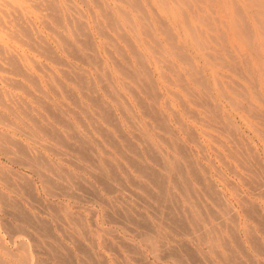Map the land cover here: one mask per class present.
I'll return each mask as SVG.
<instances>
[{"label": "rangeland", "instance_id": "rangeland-1", "mask_svg": "<svg viewBox=\"0 0 264 264\" xmlns=\"http://www.w3.org/2000/svg\"><path fill=\"white\" fill-rule=\"evenodd\" d=\"M0 1H3V2H0V8H6L5 9L6 12L2 11L0 14V17H1L0 19H3V21L0 20L1 21L0 22V28H3V29H0V45L2 44L1 45L2 48H0V50H2V52L0 51V57H1L0 63L2 64V65L0 64L2 66V68L0 67V89H1L0 90V100L1 99L2 100L0 101V103L3 104V105L0 104V112H1L0 113V140L2 141V143L0 141V238H1L0 241H2L1 245L4 246V247H2L0 245V264H43L44 262H45L44 264H58V263L59 264H99V263L100 264H128V263L129 264H163V263L164 264H231V263L232 264H242V263H244V264H264V247H263L264 246V202H263L264 201V187L262 188V185H264V179H263L264 178L263 177L264 176V126H263L264 125V121H263L264 120V42H263L264 41V34H263L264 33V31H263L264 30V15L263 14L264 13H262V12H264V0H237V1L236 0H222V2H221V0H217L218 2L216 0H205V1L204 0H200V1L196 0L197 2L195 0H190V1H193L192 4H194L193 6L191 4V8H190L191 2H188L187 3L188 6H186L187 4H186V2H184V0L183 1L182 0H180V1L179 0H170V1L169 0H150V1L149 0H136V2H135V0H128V1H126V0H102V1L101 0L100 1L99 0H87L86 2H84V0H57L58 2L55 0L57 2V4H59V5L56 4L57 6H54V4L56 3L54 0H53V2H55V3H52L51 0H42L41 1L42 3L40 1H37L38 6L40 5L39 7L35 6V4H37V3H36V1H33V0H31V1L25 0L24 2H23V0H22V2H21V0H19V2H18V0H15V1L14 0H8L10 2V4L8 3L7 0L6 1L0 0ZM105 1H107L108 3ZM163 1H165V2H163ZM166 1H167V4H166ZM176 1L181 6L183 5V7L180 8L179 4H177ZM39 2L41 4H39ZM128 2H130V4ZM131 2H134L135 5L132 4ZM212 2H215V3H212ZM1 3H3V4H1ZM21 3H23V5L25 4V7ZM27 3L29 5H27ZM105 3H107V5H105ZM139 3H140V5H139ZM141 3H143V4H141ZM196 3H197V5L199 3L200 4L198 6L197 5L195 6ZM218 3H219V5H218ZM4 4H5V6H4ZM31 4H33L34 6ZM45 4H47V6L50 5V7L54 6L55 9H56V7H58V8L56 9V11L54 8H52L53 10L51 9L52 10L51 11V10H49L50 8L47 7V10H46L45 9L46 6H44ZM16 5H18L20 7V9ZM62 5H63V7H62ZM118 5H119L121 10H119ZM217 5H218V7H217ZM21 6H23L24 8H22ZM173 6H174V8H173ZM40 7L45 9V12L47 13V14L45 13L46 15H44V13H43L44 9L41 10ZM10 8H13V9L11 10ZM27 8H29L30 11ZM73 8H74V10H73ZM154 8H156V9H154ZM171 8H173V10ZM179 8H180V10H179ZM59 9L61 10L62 13L60 12ZM106 9L109 11V13ZM174 9H177V10H174ZM234 9L235 10L237 9L236 12ZM239 9H241V10H239ZM191 10H194V11H191ZM9 11H11V12H9ZM50 11L53 12L54 14L53 13L51 14ZM57 11L60 12V13L58 12L60 15L57 14ZM195 11H196V13H195ZM216 11H217V13H216ZM12 12L14 13V15H12L13 14ZM20 12H22V13H20ZM28 12H30V13H28ZM35 12H37V13H35ZM81 12H84V13H81ZM110 12L112 13V15ZM27 13H28V15H27ZM128 13L130 14L129 16L131 18L128 16ZM202 13L204 15L206 14V16L210 15L209 18H208V16L207 17L205 16L203 19V17H201V16H204ZM225 13H227V15ZM1 15L3 16V18ZM6 15H8L11 19H9V17H7ZM57 15H59V16H57ZM66 15H68L69 18H68V16L65 17ZM13 16L16 18L19 17L18 18L19 21L16 18L14 19ZM51 16H53V18H49ZM111 16L113 19L111 18ZM4 17L7 20H9V22L8 21L5 22ZM20 17L24 22L20 21ZM33 17L35 19H33ZM43 17H44V19L48 20V21L45 20L47 22L46 26H45V23H43L45 21H43L41 23V21H42L41 18H43ZM127 17H129V19ZM142 17H144V18H142ZM145 17H146V19H145ZM60 18L62 19L61 22L59 21ZM107 18H108V20H107ZM155 18L157 20H155ZM28 19L29 20L31 19L33 24L31 22H29ZM51 19H53V20L51 21ZM56 19H58V20H56ZM80 19H82L81 20L82 22H80ZM145 20H147V21L149 20V21L147 22ZM160 20L162 21V23ZM110 21H112V22H110ZM119 21L121 24L119 23ZM163 21H165V22L163 23ZM17 22L18 23L20 22V23L18 24ZM26 22L29 25V26L26 25L27 28H25L26 26L25 27L22 26V25L27 24ZM62 22L65 24L64 27L62 25ZM260 22L263 23L262 26H261V24L259 25ZM130 23L131 24L133 23V24L129 25ZM141 23L143 24V26ZM159 23H161V24H159ZM165 23H167L166 24L167 26L165 25ZM1 24L2 25L5 24V26L2 27ZM70 24H72V25H70ZM162 24L165 26H163ZM33 25L35 27H33ZM59 25H62V26L60 27ZM69 25H70V27H69ZM128 25L132 26V27H129ZM134 25L136 28L133 27ZM16 26H18V27L21 26V27L18 28ZM149 26H151L152 29H151V27L149 28ZM190 26L192 28L194 26V28L196 30H194V28L193 29L190 28ZM15 27H16V29H15ZM119 27H121V29ZM240 27H242V28H240ZM250 27L251 28L253 27V28L251 29ZM13 28L15 30H13ZM34 28H36V29H34ZM65 28H66V30H65ZM82 28H84L87 32ZM134 28H135V30H133ZM161 28H162V30H161ZM9 29H12V30H9ZM53 29H54V31H53ZM144 29H145L146 33L148 32L147 34L145 33ZM245 29H246V31H245ZM253 29H254V31H253ZM148 30H150V31H148ZM9 31H11L12 35H11V33L10 34L7 33ZM20 31H21V33L22 32L23 33L21 34ZM26 31H29V33ZM35 31H36V33H35ZM81 31L84 34H82V33L80 34ZM153 31H155V32H153ZM193 31H195V32H193ZM252 31H253V33H251ZM13 32L14 33L18 32V35L16 33H15V35H17L16 37L19 39L13 37V35H14ZM126 32L128 33L129 36L127 35ZM174 32L177 35L174 34ZM38 33H39V36L41 38H39V36H37ZM155 33H156V35H155ZM192 33H195L196 36H194L195 34H192ZM29 34L32 35V38L36 39L37 42H36V40L31 39V36L29 37ZM57 34L59 36H61V34H62V36H61L62 38L59 37ZM152 34H153V36H152ZM2 35H4V36H2ZM42 35L44 37H42ZM117 35H119V36H117ZM120 35L122 36V38L120 37ZM10 36H12L13 38H11ZM65 36H67V37H65ZM75 36H77V37H75ZM127 36L129 37L128 39H127ZM63 37L65 38L66 41L64 40ZM20 38H21V40H20ZM67 38H68V40H67ZM71 38L74 40V42ZM76 38H78V39H76ZM145 38H147V39L145 40ZM158 39H159V42H157ZM44 40L46 41L45 45L48 47H46L44 45V43H45ZM69 40L71 42H69ZM78 40H79V42H78ZM115 41H117V42H115ZM131 41H134V42H132L134 44V46L130 43ZM255 41H256V43H258V45L262 41L261 45H259L260 47L255 43ZM67 42H69L71 44V47L73 49L70 47V44H68ZM72 42L75 44H73ZM160 42L162 43V45L160 44ZM22 43H24V44H22ZM38 43H39V45H37ZM114 43L115 44L117 43V44L115 45ZM149 43H151L152 45L151 44L149 45ZM172 43L174 45H172ZM175 43H176V45L181 43L183 46V47L181 46L182 49H179L180 48L179 45H178V48L176 49L175 47H177V46L175 45ZM12 44H14V45H12ZM76 44H77V46H76ZM41 45L43 48H40ZM58 45H59V47H58ZM84 46H86V47H84ZM162 46H163V48H162ZM33 47L36 50L31 49ZM44 47H46V49ZM152 47L155 48V50H153ZM5 48H6V51L4 50ZM115 48H116V50H115ZM137 48H139V49H137ZM165 48H166L167 52H165L166 50L165 51L163 50ZM78 49H80V50H78ZM82 49H84V51H82ZM124 49H125V51H124ZM256 49H258V50L256 51ZM40 50L42 52H40ZM137 50H138V52H136ZM261 50H262V52H261ZM88 51L91 54L88 53ZM140 51H142L141 53H143V54H141ZM154 51L156 53H154ZM11 52H13V53L11 54ZM113 52H114V54H113ZM134 52L137 53V55L134 54ZM244 52H246V53H244ZM247 52H249V53H247ZM94 53H95V55H94ZM173 53H175V54H173ZM182 53H183V55H182ZM186 53H188V54H186ZM227 53H228V55H227ZM79 54H82V55H79ZM138 55H140V56H138ZM217 55H219V56L217 57ZM2 56H4V57H2ZM5 56H8V57H5ZM10 56L11 57L14 56L11 58V60L13 58H14L13 60H15L14 62L12 60V62H11L12 64H9L10 59L8 60V58H10ZM80 56H81V58H80ZM141 56H142V59H141ZM185 56H187V58H185ZM135 57H137V58H135ZM164 57L165 58L167 57L168 60H167V58L165 59ZM180 57H182V58H180ZM93 58H95V59H93ZM3 60L7 63H5ZM113 60L116 61V63H114ZM124 60H126V61H124ZM158 60H161V61H158ZM162 60H164L165 63ZM15 62H17L19 65L15 64ZM119 63H120V65H119ZM127 63H129V64L127 65ZM130 63H132V64H130ZM146 63H148V64H146ZM234 63H235V65H234ZM13 64H14V66H13ZM11 65L15 69L14 68L11 69L12 68ZM46 65H48V66H46ZM3 66L4 67L7 66L8 68L7 67L4 68ZM19 66H20V68H19ZM44 66H46V67H44ZM230 66H232V67H230ZM17 68H19V71ZM120 68L122 70H124V68H125L126 70L122 71ZM166 68H168V69H166ZM141 69H142V71H141ZM145 69L147 70V72ZM240 69H242V70H240ZM179 71L181 73L183 72L182 73L183 75ZM43 72L47 75L43 74ZM62 73H64V74L62 75ZM90 73H91V75H90ZM22 74L24 76H21ZM203 74H206V75H203ZM113 75H114V78H112ZM7 76L11 77L9 79H11L10 80L11 82L14 81L13 84L12 83L9 84L10 81H8L9 79ZM120 76L122 78H120ZM196 76H198V77L196 78ZM91 77H92V79H91ZM106 77H107V79H106ZM53 78H55L56 80H54ZM82 78H84V79H82ZM198 78L200 80H197ZM111 79H113V80H111ZM107 80L110 82H108ZM144 80H146V81H144ZM153 80L154 81L156 80V82L154 83ZM7 81L9 83H7ZM82 82H84V83H82ZM135 82L137 83V85ZM145 82H146V84H145ZM151 82L153 84H151ZM251 82H252V84H251ZM127 84H128V86H126ZM255 85H256V87H255ZM82 86H84V87H82ZM181 86H182V88H181ZM252 86H254V87L252 88ZM70 87H72V88H70ZM167 87H169L171 92H170V90L167 89ZM29 88L32 91L31 90L29 91ZM82 88H84V89H82ZM200 88L202 90H204L205 93ZM145 89L147 91H145ZM189 90H190V93H189ZM82 91H84V92H82ZM96 91L99 93H97ZM225 92H226V94H225ZM115 93L117 94V96ZM145 93H147V94H145ZM175 94H177V95H175ZM92 95H94V96H92ZM77 96L79 99L77 98ZM121 96H123V97H121ZM137 96H138V98H137ZM149 96H150V98H149ZM174 96H176V97H174ZM115 97H117V98H115ZM119 97H121V98H119ZM196 97H198V98H196ZM207 97L209 98V100L207 99ZM89 98L91 99L90 101H89ZM113 98H115V100ZM155 98H156V100H155ZM190 98H192V99L190 100ZM194 98H196V99H194ZM38 99H39V102L37 101ZM158 99H159V102H158ZM197 99H200V100H197ZM210 99H212V100H210ZM82 100H84V101H82ZM135 100H137V103ZM192 100H193V102H192ZM4 101H5V103H4ZM165 101L166 102L168 101V102L166 103ZM212 102L213 103L218 102V105H216V104L213 105ZM103 103H105V104H103ZM168 103H169V105H168ZM207 103H209V104H207ZM210 104L213 105L212 106L213 108L214 107L217 108V106H218L219 110L214 108V110H217L216 112L218 114L213 109H211L212 107ZM102 107H103V109H102ZM220 107H222L221 110H220ZM21 108H24V109H21ZM112 108H113V110H112ZM20 109H21V111H20ZM97 109H98V111H97ZM160 109H162V110H160ZM189 109H190V112H189ZM210 109L213 110V112ZM59 110H60V112H59ZM130 110H132V111H130ZM184 110H186V111H184ZM23 111L26 114L23 113ZM102 111H104V112L102 113ZM193 111H194V114H193ZM89 112H91V114ZM186 112L188 115L186 114ZM211 112H212V114H211ZM214 112L220 116H216V114ZM220 112H221V114H219ZM122 113H123V115H122ZM207 113H209V114H207ZM1 115H3L2 119H1ZM17 115L19 118L17 117ZM103 115H105V116H103ZM148 115H149V117H148ZM196 115L198 117H196ZM208 115H209V117H208ZM42 116L44 118H42ZM160 117H163V118H160ZM180 117H181V119H180ZM215 117L216 118L221 117V119H223V123H222L223 125L219 124L220 122L217 123L221 119L218 118L219 120L216 121ZM225 117H226V119H224ZM229 117H231L233 120L229 119ZM259 117H261V118H259ZM66 118H67V120H66ZM129 118H130V120H129ZM200 118H202V119H200ZM212 118L213 119L215 118L214 120L216 122L215 121L213 122V120H211ZM227 118H228V120H227ZM62 119H63V121H62ZM175 119L178 121L176 122ZM197 119H198V121H197ZM207 119H208V121H207ZM45 120H46V122H45ZM133 120H134V122H133ZM162 120H163V122H162ZM226 120L227 121L230 120V122H227V123L225 122V123L228 124V126L231 123L232 125H234L232 127L233 128L235 127V129H230L231 125H230L229 129H225V128H228L227 125H226L227 127L223 128V126H225L224 121H226ZM129 121L131 122V124ZM202 121L204 122V124ZM212 122H213V124H212ZM221 122H222V120H221ZM97 123H98V125H97ZM154 123H156L157 125L156 124L154 125ZM205 123H207L208 125ZM214 123H215V125H214ZM234 123L235 124L237 123V124L235 125ZM133 124H135V125H133ZM161 124H165V125H161ZM11 125H13V127H16V129L12 128ZM19 125H20V127H19ZM28 125H29V127H28ZM220 125H222V126H220ZM155 126H157L158 128ZM104 127H106V128H104ZM18 128H20V129L18 130ZM27 128L28 129L30 128L31 130L29 129L27 131ZM54 129L56 132L54 131ZM168 129H169V131H168ZM170 129L172 132L170 131ZM224 129L227 130V132L229 130V132H228L229 137L227 136V134H226L227 132L224 131ZM217 130H219V131H217ZM230 130L232 131V133H230ZM33 131H34V133H33ZM221 131H222V133H221ZM234 131H236V133ZM132 132L134 135L132 134ZM224 132H226V133H224ZM3 133H5V134L2 135ZM107 133H108V135H107ZM137 134H138V136H137ZM230 134H232L231 137H230ZM32 136L35 140H33ZM195 136L197 139L198 138L199 139L197 140L195 138ZM235 136H237L238 138L237 137L234 138ZM3 137H5L6 139ZM7 137H9V138H7ZM160 137L162 139H160ZM164 137L166 138V141L163 140ZM219 137H221L222 139ZM227 137L230 141L227 139ZM10 138H12V139H10ZM175 138H176V140H175ZM234 139H237L238 143L240 145L238 143H236V140H234ZM36 140L39 142H37ZM86 141H88V142H86ZM152 141L153 142L155 141V142L152 143ZM199 141H200V143H199ZM232 141H234L235 143ZM241 141H242V144H241ZM14 143H16V144H14ZM98 143L100 146L98 145ZM175 143H177V144H175ZM249 143H251V144H249ZM70 144H71V146H70ZM133 144H134V146H133ZM182 144H184V146ZM180 145H182V146H180ZM125 146H127V147H125ZM213 146H214V148H213ZM88 147H89V149H88ZM93 147H94V149H93ZM170 147L173 148V150ZM226 147L230 150H228V149L225 150ZM19 148H20V150H19ZM84 148H85V150H84ZM128 148H131V149L129 150ZM159 148H161V149H159ZM187 148H189V149H187ZM199 148H201V149H199ZM146 149L147 150L150 149L149 153ZM231 149H232V152H231ZM240 149H242V150H240ZM58 150H60V151H58ZM163 150H165V152ZM237 150H238V152H237ZM251 150H252V152H251ZM123 151H125V152H123ZM203 151H205V152L203 153ZM242 151H243V153H242ZM17 152H20L21 154L17 153ZM92 152H94L95 155ZM135 152H136V154H135ZM158 152H159V154H158ZM227 152H228V154L230 152L233 153L234 157L231 156L232 154L228 155ZM70 153H72V155ZM108 153H110V154H108ZM139 153H141V154H139ZM168 153H169V155H168ZM206 153L209 155L207 156ZM223 153L225 156L223 155ZM204 154L206 157H203ZM150 155H152V156H150ZM164 155L167 158H165ZM12 156H14L15 158H13ZM21 156H22V158H21ZM23 156H24L25 160H24ZM160 156H161V158H160ZM18 157H20L21 159ZM193 157H194V159H193ZM221 157H222V159L224 158L223 160L225 161V163L221 159ZM30 158L31 159L33 158L32 160H34V159H36V160L32 161ZM79 158H80V160H79ZM234 158H236V160ZM260 158H261V161L263 163L260 161ZM19 159L22 160L23 163ZM174 159H175V162H174ZM176 159H178V160H176ZM90 160H91V162H90ZM193 160L196 162L194 163ZM241 160H243V161L241 162ZM247 160L249 161V163L251 165L248 163ZM37 161H39V162H37ZM74 161H76V162L74 163ZM164 161H165V163H164ZM188 161H189V163H188ZM60 162H61V164H60ZM177 162H179V164ZM40 163H42V164H40ZM146 163H147V165H146ZM160 163L163 165H161ZM187 163L190 166H187L186 165ZM226 163L228 166H226ZM242 163H244V164H242ZM151 164H153V165L151 166ZM230 164H232V165H230ZM50 165H52V166H50ZM123 165H124V167H123ZM49 166H50V168H49ZM229 166L232 168H230ZM38 167H39V172H38ZM42 167H43V170H42ZM90 167H91V169H88ZM177 167H178V169H177ZM205 167L207 168V170ZM33 168H35V169L33 170ZM105 168H106V170H105ZM260 168H262V169H260ZM71 169H73V170H71ZM232 169H235V170H232ZM254 169L256 170V172L253 171ZM54 170H55V172H54ZM69 170L73 173H71ZM189 170L193 171V172H190ZM117 171H119V172H117ZM257 171H260V172H257ZM252 172H254L255 175L259 174L260 177L258 175V178L255 177L257 180H254L255 178H254V174ZM76 173H77V175H76ZM199 173H200V176H199ZM236 173H238V174H236ZM141 174H143V175H141ZM248 174H252V178ZM261 174H263V175H261ZM238 175H239V177H238ZM39 177H42V178H39ZM150 177H152V178H150ZM181 177L183 180L181 179ZM205 177L207 178L206 180H205ZM225 177H227V178H225ZM139 178H141V179H139ZM190 178H191V180H190ZM241 178H244V179H241ZM260 178L263 180V182ZM246 179H248L247 180L248 182L246 181ZM204 180H205V182H204ZM208 180H210V181H208ZM132 181H133V183H132ZM140 181H142V182H140ZM166 181H168V182H166ZM181 181H183V182H181ZM260 181L263 184L259 183ZM224 182H226V184ZM255 182H256V184H255ZM121 183H122V185H121ZM123 183H125V185H123ZM227 183L230 186H228ZM74 184H75V187H74ZM85 184H87L88 187ZM207 184H209V185H207ZM63 185H64V188L62 187ZM89 185H91L92 187ZM164 185H166L167 187ZM256 185H258V186H256ZM259 185L261 188H259ZM46 186H47V188H46ZM139 186H141V187H139ZM180 186H182V187H180ZM207 186H209V187H207ZM212 186L215 188H213ZM238 186L240 187L239 189H238ZM251 186H252L253 191L251 189ZM146 187H147V189H146ZM70 188H71V190H70ZM82 188H84V189H82ZM156 188H158V189H156ZM163 188H165V189H163ZM74 189H76V190H74ZM205 189H207V190H205ZM200 191H201V193H200ZM209 191L211 194L209 193ZM215 192H216V194H215ZM237 192H240V194ZM70 193H72V194H70ZM82 193H84V194H82ZM85 194H86V196H85ZM164 194H166V195H164ZM191 194H192V196H191ZM257 194H259V195H257ZM84 196H85V198H84ZM216 196H218V197H216ZM245 196H246V198H245ZM71 197L76 198V199L74 200ZM224 197H226L227 199ZM243 199H246L250 204L246 200H243ZM82 200H84V201H82ZM105 200H107V201H105ZM194 200H196V201H194ZM155 201H157V202L155 203ZM238 201H240V202H238ZM193 202H194V204L192 206ZM195 202H196V204H195ZM254 202H255V204H254ZM229 203H231V204L229 205ZM237 203H239V204H237ZM246 203H248V204H246ZM153 204H155V205H153ZM242 204L246 205V206L244 205L245 208L242 206ZM60 205H63V206H60ZM149 205H151V206H149ZM248 205H249V207H248ZM196 206H197V208H196ZM176 207H178V208L176 209ZM259 207L261 208V212L259 210L260 209ZM167 208H168V210H167ZM110 209H112V211ZM177 210H179V211H177ZM131 211L133 212V214ZM196 212H197V214H196ZM82 213H84V214H82ZM32 214H33V216H32ZM143 215L145 217L146 216L147 217L143 218L144 217ZM175 215H176V217H175ZM250 216H252V217H250ZM127 217H129V218H127ZM111 218L113 219V221ZM190 218H191V220H187ZM223 218H224V220H223ZM35 219H37L38 221ZM107 219H108V221H107ZM160 220L162 221V223ZM128 222H129V224H128ZM199 222H200V225H199ZM82 223H84L85 225ZM136 224H137V226H136ZM206 224H209V225L207 226ZM145 225L146 226L148 225V226L145 227ZM180 226H181V228H180ZM183 226H184V228H183ZM232 226H234V227H232ZM82 227H84V228H82ZM123 227H125V228H123ZM207 228H209V229H207ZM216 228H218V229H216ZM129 229H131V230H129ZM198 229H199V231H198ZM137 232H138V234H137ZM154 232H155V234H154ZM186 232H189V233H186ZM218 232H220V233L218 234ZM141 233L144 235H140ZM146 233H148V234H146ZM198 234H200V235H198ZM204 234L207 236V238H205L206 236ZM231 235H232V237H231ZM258 235H260V236H258ZM211 236H212V238H210ZM196 237H197V240H196ZM172 238H174V239H172ZM214 238H215V241L213 242ZM216 238L218 239V241L216 240ZM131 239H133V240H131ZM154 239H156V241H154ZM175 239H177V240L175 241ZM93 240H95V241H93ZM104 240L106 241V243ZM152 241H154L156 243H154V242L151 243ZM206 241H207V243H206ZM216 241L219 243H216ZM165 243H166V245L164 246ZM262 243H263V245H262ZM104 244L105 245L107 244V245L105 246ZM153 244H156L155 246L157 247L156 248L157 251L154 250V252H156V253L152 252L153 249L151 248V246ZM157 244H158V246H157ZM168 244H169V246H168ZM243 244L245 246H243ZM78 246H79V248H78ZM112 247L115 250H112ZM243 247H244V249H243ZM127 248H128V250H126ZM135 248H136V251H135ZM137 249H138V251H137ZM229 249H230V251H229ZM218 252L220 255L218 254ZM117 254H119V255H117ZM223 254L225 257L222 256ZM218 255H219V257H218ZM227 255H228V257H227ZM22 257H24V259ZM124 257L125 258L127 257V258L124 259ZM232 257H233V259H232ZM236 257L239 261L236 259ZM222 260H224V261H222ZM63 261H64V263H63ZM72 261H73V263H72ZM212 261H213V263H212Z\"/></svg>", "mask_w": 264, "mask_h": 264}, {"label": "bare ground", "instance_id": "bare-ground-1", "mask_svg": "<svg viewBox=\"0 0 264 264\" xmlns=\"http://www.w3.org/2000/svg\"><path fill=\"white\" fill-rule=\"evenodd\" d=\"M5 1H6V0H5ZM7 1H8V0H7ZM14 1H15V0H14ZM24 1H25V0H23V2H24ZM30 1H31V0H30ZM33 1H36L37 4H35V6L39 7L40 5L38 6V2H37V1H40V2H41L42 0H33ZM54 1H55V0H54ZM56 1H57V0H56ZM56 1H55V2H56ZM86 1H87V0H84V2H86ZM99 1H100V0H99ZM101 1H102V0H101ZM126 1H128V0H126ZM149 1H150V0H149ZM169 1H170V0H169ZM179 1H180V0H179ZM182 1H183V0H182ZM195 1H196V0H195ZM199 1H200V0H199ZM204 1H205V0H204ZM216 1H217V0H216ZM236 1H237V0H236ZM0 2H3V1H0ZM18 2H19V0H18ZM21 2H22V0H21ZM28 2H29V1H28ZM40 2H39V4L42 3V2H41V3H40ZM45 2H46V1H45ZM51 2H52V3H55V2H53V0H51ZM57 2H58V1H57ZM57 2L54 4V6L59 5V4H57ZM92 2H93V1H92ZM94 2H95V1H94ZM105 2H107V1H105ZM135 2H136V0H135ZM137 2H138V1H137ZM140 2H141V1H140ZM147 2H148V1H147ZM163 2H165V1H163ZM176 2H177V1H176ZM184 2H186V4H187L188 2H191V3H190V8H191V4H192L193 1H190V0H188V1L186 0V1H185V0H184ZM196 2H197V1H196ZM217 2H218V1H217ZM221 2H222V0H221ZM6 3H7V2H6ZM8 3L10 4L9 1H8ZM15 3H16V2H15ZM30 3H31V2H30ZM34 3H35V2H34ZM34 3H33V4H34ZM73 3H74V2H73ZM97 3H98V2H97ZM102 3H103V2H102ZM107 3H108V2H107ZM107 3H105V5H107ZM128 3L130 4V2H128ZM131 3L135 5L134 2H131ZM206 3H207V2H206ZM212 3H215V2H212ZM238 3H239V2H238ZM1 4H3V3H1ZM16 4H17V3H16ZM21 4L23 5V3H21ZM33 4H31V5H33ZM56 4H57V5H56ZM95 4H96V3H95ZM141 4H143V3H141ZM166 4H167V1H166ZM177 4H179V3L177 2ZM181 4H182V3H181ZM183 4H184V3H183ZM199 4H200V3H199ZM199 4H198V5H199ZM208 4H209V3H208ZM27 5H29V4L27 3ZM87 5H88V4H87ZM101 5H102V4H101ZM134 5H133V6H134ZM139 5H140V3H139ZM193 5H194V4H192V6H193ZM196 5H197V3L195 4V6H196ZM198 5H197V6H198ZM218 5H219V3H218ZM218 5H217V7H218ZM250 5H251V4H250ZM4 6H5V4H4ZM10 6H11V5H10ZM16 6H18V5H16ZM23 6L25 7V4H24ZM23 6H21V7L24 8ZM33 6H34V5H33ZM44 6H46V7H45L46 10H47V7L50 8V9L48 8L49 10H51L52 8L55 9L54 6H53V7H50V5L47 6V4H45ZM51 6H52V5H51ZM67 6H68V5H67ZM99 6H100V5H99ZM116 6H117V5H116ZM171 6H172V5H171ZM179 6H180V8L183 7V5L181 6L180 4H179ZM179 6H178V7H179ZM186 6H188V4H187ZM186 6H185V7H186ZM204 6H205V5H204ZM223 6H224V5H223ZM252 6H253V5H252ZM11 7H12V6H11ZM29 7H30V6H29ZM59 7H60V6H59ZM62 7H63V5H62ZM62 7H61V8H62ZM68 7H69V6H68ZM72 7H73V6H72ZM101 7H102V6H101ZM101 7H100V8H101ZM105 7H106V6H105ZM108 7H109V6H108ZM118 7H119V5H118ZM134 7H135V6H134ZM178 7H177V8H178ZM208 7H209V6H208ZM221 7H222V6H221ZM253 7H254V6H253ZM18 8L20 9L19 6H18ZM35 8H36V7H35ZM40 8H41V7H40ZM57 8H58V7H56V9H57ZM61 8H60V9H61ZM113 8H114V7H113ZM113 8H112V9H113ZM168 8H169V7H168ZM173 8H174V6H173ZM173 8H171V9L173 10ZM180 8H179V10H180ZM199 8H200V7H199ZM240 8H241V7H240ZM2 9H3V10H2ZM5 9H6V8H0V10H1V11H0V14H1L2 11H5V12H6ZM10 9L12 10L13 8H10ZM10 9H9V10H10ZM27 9L29 10V8H27ZM42 9H44V8H41V10H42ZM45 9L43 10V11H44V12H43L44 15L47 14V13L45 12ZM56 9H55V11H56ZM60 9H59V10H60ZM138 9H139V8H138ZM145 9H146V8H145ZM145 9H144V10H145ZM154 9H156V8H154ZM188 9H189V8H188ZM200 9H201V8H200ZM217 9H218V8H217ZM223 9H224V8H223ZM52 10H53V9H52ZM52 10H51V11H52ZM73 10H74V8H73ZM78 10H79V9H78ZM106 10H107V9H106ZM110 10H111V9H110ZM119 10H121L120 7H119ZM174 10H177V9H174ZM181 10H182V9H181ZM195 10H196V9H195ZM204 10H205V9H204ZM213 10H214V9H213ZM218 10H219V9H218ZM226 10H227V9H226ZM234 10H235V9H234ZM236 10H237V9H236ZM236 10H235V12H236ZM239 10H241V9H239ZM14 11H15V10H14ZM14 11H13V12H14ZM29 11H30V10H29ZM34 11H35V10H34ZM51 11H50V13L52 14L53 12H51ZM107 11H108V10H107ZM156 11H157V10H156ZM185 11H186V10H185ZM191 11H194V10H191ZM224 11H225V10H224ZM9 12H11V11H9ZM13 12H12V13H13ZM47 12H48V11H47ZM58 12H59V11H57V14H59V13L61 12V10H60L59 13H58ZM102 12H103V11H102ZM205 12H206V11H205ZM207 12H208V11H207ZM218 12H219V11H218ZM3 13H4V12H3ZM20 13H22V12H20ZM28 13H30V12H28ZM28 13H27V15H28ZM35 13H37V12H35ZM35 13H34V14H35ZM45 13H46V14H45ZM48 13H49V12H48ZM61 13H62V12H61ZM66 13H67V12H66ZM81 13H84V12H81ZM108 13H109V11H108ZM110 13H111V12H110ZM154 13H155V12H154ZM180 13H181V12H180ZM193 13H194V12H193ZM195 13H196V11H195ZM203 13H204V12H203ZM203 13H202V14H203ZM216 13H217V11H216ZM227 13H228V12H227ZM227 13H225V14L227 15ZM262 13H264V12H262ZM32 14H33V13H32ZM53 14H54V13H53ZM92 14H93V13H92ZM102 14H103V13H102ZM123 14H124V13H123ZM136 14H137V13H136ZM254 14H255V13H254ZM12 15H14V13H13ZM25 15H26V14H25ZM29 15H30V14H29ZM59 15H60V14H59ZM59 15H57V16H59ZM79 15H80V14H79ZM79 15H78V16H79ZM111 15H112V13H111ZM129 15H130V14L128 13V16H129ZM187 15H188V14H187ZM203 15H204V14H203ZM223 15H224V14H223ZM256 15H257V14H256ZM263 15H264V14H263ZM1 16H2V15H1ZM6 16L9 17L8 15H6ZM21 16H22V15H21ZM31 16H32V15H31ZM38 16H39V15H38ZM67 16H68V15H66L65 17H67ZM140 16H141V15H140ZM142 16H143V15H142ZM200 16H201V15H200ZM205 16H206V14H205L204 16H201V17H203V19H204ZM207 16H208V15H207ZM207 16H206V17H207ZM209 16H210V15H209ZM209 16H208V18H209ZM254 16H255V15H254ZM13 17H14V16H13ZM23 17H24V16H23ZM26 17H27V16H26ZM60 17H61V16H60ZM74 17H75V16H74ZM86 17H87V16H86ZM108 17H109V16H108ZM129 17H130V16H129ZM129 17H127V18L129 19ZM146 17H147V16H146ZM146 17H145V19H146ZM159 17H160V16H159ZM175 17H176V16H175ZM197 17H198V16H197ZM216 17H217V16H216ZM228 17H229V16H228ZM234 17H235V16H234ZM0 18H1V17H0ZM2 18H3V16H2ZM15 18H16V17H14V19H15ZM18 18H19V17H17L16 19L19 21ZM27 18H28V17H27ZM31 18H32V17H31ZM49 18H53V16H51V17H49ZM68 18H69V16H68ZM92 18H93V17H92ZM111 18H112V16H111ZM130 18H131V17H130ZM142 18H144V17H142ZM157 18H158V17H157ZM161 18H162V17H161ZM164 18H165V17H164ZM169 18H170V17H169ZM218 18H219V17H218ZM243 18H244V17H243ZM4 19H5V22H6V21L9 22V20H7L5 17H4ZM9 19H11V18L9 17ZM12 19H13V18H12ZM33 19H35V18L33 17ZM36 19H37V18H36ZM41 19H42L41 23H42L43 21L47 20V19H44V17L41 18ZM58 19H59V18H58ZM58 19H56V20H58ZM74 19H75V18H74ZM86 19H87V18H86ZM109 19H110V18H109ZM112 19H113V18H112ZM112 19H111V20H112ZM172 19H173V18H172ZM172 19H171V20H172ZM184 19H185V18H184ZM241 19H242V18H241ZM254 19H255V18H254ZM0 20L3 21V19H0ZM28 20H29V19H28ZM52 20H53V19H51V21H52ZM61 20H62V19L60 18L59 21L61 22ZM67 20H68V19H67ZM81 20H82V19H80V22H82ZM95 20H96V19H95ZM107 20H108V18H107ZM114 20H115V19H114ZM155 20H157V19L155 18ZM173 20H174V19H173ZM173 20H172V21H173ZM199 20H200V19H199ZM235 20H236V19H235ZM235 20H234V21H235ZM237 20H238V19H237ZM244 20H245V19H244ZM20 21H23V20L21 19V17H20ZM33 21H34V20H33ZM39 21H40V20H39ZM47 21H48V20H47ZM74 21H75V20H74ZM125 21H126V20H125ZM128 21H129V20H128ZM145 21H147V20H145ZM148 21H149V20H148ZM148 21H147V22H148ZM160 21H161V20H160ZM160 21H159V22H160ZM188 21H189V20H188ZM204 21H205V20H204ZM227 21H228V20H227ZM256 21H257V20H256ZM0 22H1V21H0ZM5 22H4V23H5ZM14 22H15V21H14ZM23 22H24V21H23ZM23 22H22V23H23ZM29 22L32 23L31 19L29 20ZM60 22H59V23H60ZM68 22H69V21H68ZM80 22H79V23H80ZM85 22H86V21H85ZM110 22H112V21H110ZM147 22H146V23H147ZM150 22H151V21H150ZM150 22H149V23H150ZM164 22H165V21H163V23H164ZM2 23H3V22H2ZM17 23H18V22H17ZM19 23H20V22H19ZM19 23H18V24H19ZM22 23H21V24H22ZM26 23H27V22H26ZM43 23H45V26H46V23H47V22L45 21V22H43ZM48 23H49V22H48ZM53 23H54V22H53ZM86 23H87V22H86ZM119 23H120V21H119ZM119 23H118V24H119ZM161 23H162V21H161ZM161 23H159V24H161ZM200 23H201V22H200ZM237 23H238V22H237ZM5 24H6V23H5ZM5 24H3V25L1 24L2 27L5 26ZM10 24H11V23H10ZM18 24H17V25H18ZM32 24H33V23H32ZM68 24H69V23H68ZM84 24H85V23H84ZM100 24H101V23H100ZM107 24H108V23H107ZM120 24H121V23H120ZM132 24H133V23H132ZM132 24L130 23L129 25H132ZM141 24H142V23H141ZM166 24H167V23H165V25H166ZM245 24H246V23H245ZM250 24H251V23H250ZM260 24H261V26L263 25V23H261V22L259 23V25H260ZM26 25L29 26L28 23L25 24V25H22V26L25 27ZM43 25H44V24H43ZM47 25H48V24H47ZM49 25H50V24H49ZM57 25H58V24H57ZM62 25H63V27H64L65 24L62 22ZM62 25H59V26L61 27ZM70 25H72V24H70ZM70 25H69V27H70ZM79 25H80V24H79ZM85 25H86V24H85ZM112 25H113V24H112ZM129 25H128V26H129ZM147 25H148V24H147ZM150 25H151V24H150ZM162 25H163V24H162ZM165 25H163V26H165ZM168 25H169V24H168ZM198 25H199V24H198ZM211 25H212V24H211ZM239 25H240V24H239ZM243 25H244V24H243ZM6 26H7V25H6ZM27 26H26L25 28H27ZM119 26H120V25H119ZM142 26H143V24H142ZM166 26H167V25H166ZM170 26H171V25H170ZM177 26H178V25H177ZM247 26H248V25H247ZM257 26H258V25H257ZM16 27H18V26H16ZM16 27H15V29H16ZM20 27H21V26H20ZM20 27H18V28H20ZM33 27H35V26L33 25ZM49 27H50V26H49ZM75 27H76V26H75ZM81 27H82V26H81ZM88 27H89V26H88ZM99 27H100V26H99ZM129 27H132V26H129ZM133 27H135V25H134ZM150 27H151V26H149V28H150ZM158 27H159V26H158ZM185 27H186V26H185ZM199 27H200V26H199ZM225 27H226V26H225ZM7 28H8V27H7ZM9 28H10V27H9ZM50 28H51V27H50ZM56 28H57V27H56ZM86 28H87V27H86ZM112 28H113V27H112ZM119 28L121 29V27H119ZM135 28H136V27H135ZM135 28H134L133 30H135ZM144 28H145V27H144ZM146 28H147V27H146ZM149 28H148V29H149ZM166 28H167V27H166ZM171 28H172V27H171ZM183 28H184V27H183ZM190 28H192V27L190 26ZM193 28H194V26H193ZM193 28H192V29H193ZM209 28H210V27H209ZM240 28H242V27H240ZM247 28H248V27H247ZM250 28H251V27H250ZM252 28H253V27H252ZM252 28H251V29H252ZM0 29H3V28H0ZM15 29L13 28V30H15ZM34 29H36V28H34ZM51 29H52V28H51ZM78 29H79V28H78ZM82 29H84V28H82ZM114 29H115V28H114ZM114 29H113V30H114ZM116 29H117V28H116ZM131 29H132V28H131ZM151 29H152V27H151ZM248 29H249V28H248ZM251 29H250V30H251ZM9 30H12V29H9ZM21 30H22V29H21ZM65 30H66V28H65ZM70 30H71V29H70ZM79 30H80V29H79ZM84 30H85V29H84ZM122 30H123V29H122ZM133 30H132V31H133ZM136 30H137V29H136ZM153 30H154V29H153ZM161 30H162V28H161ZM168 30H169V29H168ZM194 30H196V29L194 28ZM198 30H199V29H198ZM256 30H257V29H256ZM3 31H4V30H3ZM5 31H6V30H5ZM23 31H24V30H23ZM53 31H54V29H53ZM85 31H86V30H85ZM89 31H90V30H89ZM125 31H126V30H125ZM144 31H145V29H144ZM148 31H150V30H148ZM171 31H172V30H171ZM232 31H233V30H232ZM245 31H246V29H245ZM253 31H254V29H253ZM253 31H252L251 33H253ZM261 31H262V30H261ZM263 31H264V30H263ZM26 32L29 33V31H26ZM31 32H32V31H31ZM39 32H40V31H39ZM86 32H87V31H86ZM114 32H115V31H114ZM134 32H135V31H134ZM153 32H155V31H153ZM167 32H168V31H167ZM193 32H195V31H193ZM224 32H225V31H224ZM7 33L10 34L11 31H9V32H7ZM15 33L18 35V32H15ZM15 33L13 32L14 35H15ZM20 33H21V31H20ZM22 33H23V32H22ZM22 33H21V34H22ZM35 33H36V31H35ZM53 33H54V32H53ZM81 33H82V31L80 32V34H81ZM116 33H117V32H116ZM126 33H127V32H126ZM135 33H136V32H135ZM145 33H146V31H145ZM147 33H148V32H147ZM147 33H146V34H147ZM151 33H152V32H151ZM170 33H171V32H170ZM248 33H249V32H248ZM5 34H6V33H5ZM30 34H31V33H30ZM30 34H29V37L31 36V39H33V38H32V35H30ZM55 34H56V33H55ZM58 34H59V33H58ZM58 34H57V35H58ZM82 34H84V33H82ZM101 34H102V33H101ZM109 34H110V33H109ZM136 34H137V33H136ZM172 34H173V33H172ZM174 34H176V33L174 32ZM192 34H195V33H192ZM263 34H264V33H263ZM11 35H12V33H11ZM14 35H13V37L17 38V37H16L17 35H15V36H14ZM23 35H24V34H23ZM40 35H41V34H40ZM77 35H78V34H77ZM89 35H90V34H89ZM122 35H123V34H122ZM127 35H128V33H127ZM155 35H156V33H155ZM176 35H177V34H176ZM204 35H205V34H204ZM2 36H4V35H2ZM7 36H8V35H7ZM24 36H25V35H24ZM27 36H28V35H27ZM37 36H39V33H38ZM58 36H59V35H58ZM61 36H62V34H61ZM61 36H59V37H61ZM63 36H64V35H63ZM73 36H74V35H73ZM110 36H111V35H110ZM117 36H119V35H117ZM123 36H124V35H123ZM128 36H129V35H128ZM128 36H127V39L129 38ZM152 36H153V34H152ZM165 36H166V35H165ZM167 36H168V35H167ZM194 36H196V34H195ZM201 36H202V35H201ZM209 36H210V35H209ZM219 36H220V35H219ZM10 37L13 38L12 36H10ZM25 37H26V36H25ZM29 37H28V38H29ZM42 37H44V36L42 35ZM65 37H67V36H65ZM75 37H77V36H75ZM120 37L122 38L121 35H120ZM172 37H173V36H172ZM204 37H205V36H204ZM220 37H221V36H220ZM11 38H10V39H11ZM39 38H41V37L39 36ZM53 38H54V37H53ZM61 38H62V37H61ZM63 38H64V37H63ZM86 38H87V37H86ZM125 38H126V37H125ZM136 38H137V37H136ZM143 38H144V37H143ZM150 38H151V37H150ZM158 38H159V37H158ZM173 38H174V37H173ZM258 38H259V37H258ZM17 39H19V38H17ZM22 39H23V38H22ZM29 39H30V38H29ZM44 39H45V38H44ZM71 39H72V38H71ZM76 39H78V38H76ZM84 39H85V38H84ZM89 39H90V38H89ZM137 39H138V38H137ZM146 39H147V38H145V40H146ZM175 39H176V38H175ZM3 40H4V39H3ZM7 40H8V39H7ZM20 40H21V38H20ZM24 40H25V39H24ZM33 40H36V39H33ZM45 40H46V39H45ZM45 40H44V41H45ZM54 40H55V39H54ZM62 40H63V39H62ZM64 40H65V38H64ZM67 40H68V38H67ZM72 40H73V39H72ZM124 40H125V39H124ZM130 40H131V39H130ZM199 40H200V39H199ZM233 40H234V39H233ZM258 40H259V39H258ZM4 41H5V40H4ZM9 41H10V40H9ZM44 41H43V42H44ZM65 41H66V40H65ZM200 41H201V40H200ZM218 41H219V40H218ZM236 41H237V40H236ZM13 42H14V41H13ZM15 42H16V41H15ZM24 42H25V41H24ZM28 42H29V41H28ZM32 42H33V41H32ZM34 42H35V41H34ZM36 42H37V40H36ZM36 42H35V43H36ZM69 42H71V41L69 40ZM69 42H67V43L70 44ZM73 42H74V40H73ZM73 42H72V43H73ZM78 42H79V40H78ZM102 42H103V41H102ZM115 42H117V41H115ZM132 42H134V41H131V42H130V43L134 46V44H133ZM157 42H159V39H158ZM157 42H156V43H157ZM263 42H264V41H263ZM26 43H27V42H26ZM26 43H25V44H26ZM63 43H64V42H63ZM65 43H66V42H65ZM154 43H155V42H154ZM248 43H249V42H248ZM255 43H256V41H255ZM261 43H262V41H261ZM261 43H259V45H261ZM9 44H10V43H9ZM15 44H16V43H15ZM22 44H24V43H22ZM40 44H41V43H40ZM45 44H46V41H45L44 45H45ZM73 44H75V43H73ZM73 44H72V45H73ZM114 44H115V43H114ZM116 44H117V43H116ZM116 44H115V45H116ZM150 44H151V43H149V45H150ZM160 44L162 45L161 42H160ZM180 44H181V43H180ZM180 44H178L179 47H180L179 49H182L183 46H182V44H181V45H180ZM249 44H250V43H249ZM256 44L258 45V43H256ZM1 45H2V44H1ZM1 45H0V48H2ZM12 45H14V44H12ZM37 45H39V43H38ZM37 45H36V46H37ZM56 45H57V44H56ZM120 45H121V44H120ZM120 45H119V46H120ZM127 45H128V44H127ZM151 45H152V44H151ZM172 45H174V44L172 43ZM175 45H176V43H175ZM178 45H176V46H177V47H175L176 49L178 48ZM259 45H258V46H259ZM262 45H263V44H262ZM10 46H11V45H10ZM29 46H30V45H29ZM36 46H35V47H36ZM45 46H46V45H45ZM76 46H77V44H76ZM112 46H113V45H112ZM135 46H136V45H135ZM153 46H154V45H153ZM181 46H182V47H181ZM201 46H202V45H201ZM236 46H237V45H236ZM4 47H5V46H4ZM4 47H3V48H4ZM38 47H39V46H38ZM38 47H37V48H38ZM46 47H48V46H46ZM46 47H44V48L46 49ZM58 47H59V45H58ZM62 47H63V46H62ZM70 47H71V44H70ZM84 47H86V46H84ZM121 47H122V46H121ZM136 47H137V46H136ZM155 47H156V46H155ZM254 47H255V46H254ZM259 47H260V46H259ZM259 47H258V48H259ZM28 48H29V47H28ZM40 48H43L42 45H41ZM71 48H72V47H71ZM71 48H70V49H71ZM74 48H75V47H74ZM76 48H77V47H76ZM80 48H81V47H80ZM95 48H96V47H95ZM133 48H134V47H133ZM133 48H132V49H133ZM152 48H153V47H152ZM162 48H163V46H162ZM217 48H218V47H217ZM217 48H216V49H217ZM239 48H240V47H239ZM11 49H12V48H11ZM31 49H35V48L33 47V48H31ZM38 49H39V48H38ZM72 49H73V48H72ZM128 49H129V48H128ZM135 49H136V48H135ZM137 49H139V48H137ZM157 49H158V48H157ZM4 50L6 51V48H5ZM15 50H16V49H15ZM35 50H36V49H35ZM78 50H80V49H78ZM86 50H87V49H86ZM96 50H97V49H96ZM111 50H112V49H111ZM115 50H116V48H115ZM117 50H118V49H117ZM133 50H134V49H133ZM153 50H155V48H153ZM163 50L165 51L166 48L163 49ZM239 50H240V49H239ZM239 50H238V51H239ZM254 50H255V49H254ZM257 50H258V49H256V51H257ZM0 51L2 52V50H0ZM54 51H55V50H54ZM65 51H66V50H65ZM82 51H84V49H82ZM120 51H121V50H120ZM124 51H125V49H124ZM174 51H175V50H174ZM179 51H180V50H179ZM182 51H183V50H182ZM205 51H206V50H205ZM245 51H246V50H245ZM256 51H255V52H256ZM40 52H42V51L40 50ZM71 52H72V51H71ZM95 52H96V51H95ZM136 52H138V50H137ZM141 52H142V51H140V53H141ZM152 52H153V51H152ZM165 52H167V50H166ZM171 52H172V51H171ZM187 52H188V51H187ZM258 52H259V51H258ZM261 52H262V50H261ZM12 53H13V52H11V54H12ZM49 53H50V52H49ZM86 53H87V52H86ZM88 53H90V52L88 51ZM96 53H97V52H96ZM154 53H156V52L154 51ZM179 53H180V52H179ZM183 53H184V52H183ZM183 53H182V55H183ZM244 53H246V52H244ZM247 53H249V52H247ZM8 54H9V53H8ZM90 54H91V53H90ZM113 54H114V52H113ZM117 54H118V53H117ZM132 54H133V53H132ZM134 54L137 55V53H135V52H134ZM134 54H133V55H134ZM141 54H143V53H141ZM152 54H153V53H152ZM173 54H175V53H173ZM186 54H188V53H186ZM207 54H208V53H207ZM9 55H10V54H9ZM9 55H8V56H9ZM19 55H20V54H19ZM69 55H70V54H69ZM72 55H73V54H72ZM79 55H82V54H79ZM94 55H95V53H94ZM120 55H121V54H120ZM208 55H209V54H208ZM222 55H223V54H222ZM227 55H228V53H227ZM260 55H261V54H260ZM8 56H5V57H8ZM58 56H59V55H58ZM70 56H71V55H70ZM85 56H86V55H85ZM85 56H84V57H85ZM88 56H89V55H88ZM138 56H140V55H138ZM143 56H144V55H143ZM164 56H165V55H164ZM218 56H219V55H217V57H218ZM258 56H259V55H258ZM261 56H262V55H261ZM2 57H4V56H2ZM12 57H14V56H12ZM12 57L10 56V58H8V60L10 59V60H9V61H10L9 64H12L11 62H12V60L14 59V58H13V59L11 60ZM28 57H29V56H28ZM72 57H73V56H72ZM121 57H122V56H121ZM16 58H17V57H16ZM49 58H50V57H49ZM55 58H56V57H55ZM80 58H81V56H80ZM87 58H88V57H87ZM135 58H137V57H135ZM139 58H140V57H139ZM144 58H145V57H144ZM155 58H156V57H155ZM164 58H165V57H164ZM166 58H167V57H166ZM166 58H165V59H166ZM178 58H179V57H178ZM180 58H182V57H180ZM185 58H187V56H185ZM211 58H212V57H211ZM214 58H215V57H214ZM0 59H1V57H0ZM93 59H95V58H93ZM126 59H127V58H126ZM141 59H142V56H141ZM146 59H147V58H146ZM146 59H145V60H146ZM158 59H159V58H158ZM188 59H189V58H188ZM6 60H7V59H6ZM33 60H34V59H33ZM52 60H53V59H52ZM61 60H62V59H61ZM77 60H78V59H77ZM88 60H89V59H88ZM98 60H99V59H98ZM131 60H132V59H131ZM145 60H144V61H145ZM167 60H168V58H167ZM181 60H182V59H181ZM191 60H192V59H191ZM246 60H247V59H246ZM3 61H4V60H3ZM14 61H15V60H13V62H14ZM17 61H18V60H17ZM95 61H96V60H95ZM101 61H102V60H101ZM113 61H114V60H113ZM121 61H122V60H121ZM124 61H126V60H124ZM139 61H140V60H139ZM158 61H161V60H158ZM162 61L164 62V60H162ZM183 61H184V60H183ZM188 61H189V60H188ZM227 61H228V60H227ZM236 61H237V60H236ZM4 62H5V61H4ZM81 62H82V61H81ZM87 62H88V61H87ZM93 62H94V61H93ZM168 62H169V61H168ZM168 62H167V63H168ZM186 62H187V61H186ZM220 62H221V61H220ZM225 62H226V61H225ZM229 62H230V61H229ZM233 62H234V61H233ZM237 62H238V61H237ZM246 62H247V61H246ZM5 63H7V62H5ZM19 63H20V62H19ZM62 63H63V62H62ZM88 63H89V62H88ZM114 63H116V61H114ZM120 63H121V62H120ZM120 63H119V65H120ZM139 63H140V62H139ZM164 63H165V62H164ZM167 63H166V64H167ZM194 63H195V62H194ZM0 64H1V63H0ZM15 64L19 65L17 62H15ZM23 64H24V63H23ZM63 64H64V63H63ZM117 64H118V63H117ZM122 64H123V63H122ZM128 64H129V63H127V65H128ZM130 64H132V63H130ZM146 64H148V63H146ZM162 64H163V63H162ZM168 64H169V63H168ZM174 64H175V63H174ZM174 64H173V65H174ZM227 64H228V63H227ZM236 64H237V63H236ZM1 65H2V64H1ZM1 65H0V67L2 68ZM36 65H37V64H36ZM68 65H69V64H68ZM74 65H75V64H74ZM93 65H94V64H93ZM105 65H106V64H105ZM119 65H118V66H119ZM127 65H126V66H127ZM144 65H145V64H144ZM163 65H164V64H163ZM171 65H172V64H171ZM234 65H235V63H234ZM13 66H14V64H13ZM13 66L11 65V67H12L11 69L14 68ZM20 66H21V65H20ZM20 66H19V68H20ZM25 66H26V65H25ZM46 66H48V65H46ZM46 66H44V67H46ZM75 66H76V65H75ZM121 66H122V65H121ZM3 67H4V66H3ZM5 67H7V66H5ZM5 67H4V68H5ZM93 67H94V66H93ZM95 67H96V66H95ZM132 67H133V66H132ZM145 67H146V66H145ZM145 67H144V68H145ZM190 67H191V66H190ZM195 67H196V66H195ZM195 67H194V68H195ZM230 67H232V66H230ZM233 67H234V66H233ZM240 67H241V66H240ZM261 67H262V66H261ZM7 68H8V67H7ZM19 68H17L18 71H19ZM21 68H22V67H21ZM47 68H48V67H47ZM127 68H128V67H127ZM135 68H136V67H135ZM14 69H15V68H14ZM70 69H71V68H70ZM120 69H121V68H120ZM130 69H131V68H130ZM136 69H137V68H136ZM166 69H168V68H166ZM2 70H3V69H2ZM7 70H8V69H7ZM121 70H122V69H121ZM124 70H126V69L124 68ZM124 70H122V71H124ZM133 70H134V69H133ZM133 70H132V71H133ZM145 70H146V69H145ZM145 70H144V71H145ZM159 70H160V69H159ZM169 70H170V69H169ZM177 70H178V69H177ZM195 70H196V69H195ZM199 70H200V69H199ZM199 70H198V71H199ZM201 70H202V69H201ZM232 70H233V69H232ZM240 70H242V69H240ZM13 71H14V70H13ZM13 71H12V72H13ZM15 71H16V70H15ZM29 71H30V70H29ZM75 71H76V70H75ZM136 71H137V70H136ZM138 71H139V70H138ZM141 71H142V69H141ZM149 71H150V70H149ZM186 71H187V70H186ZM198 71H197V72H198ZM20 72H21V71H20ZM22 72H23V71H22ZM53 72H54V71H53ZM66 72H67V71H66ZM72 72H73V71H72ZM78 72H79V71H78ZM109 72H110V71H109ZM139 72H140V71H139ZM139 72H138V73H139ZM146 72H147V70H146ZM150 72H151V71H150ZM166 72H167V71H166ZM179 72H180V71H179ZM239 72H240V71H239ZM242 72H243V71H242ZM13 73H14V72H13ZM142 73H143V72H142ZM162 73H163V72H162ZM173 73H174V72H173ZM177 73H178V72H177ZM180 73H181V72H180ZM182 73H183V72H182ZM182 73H181V74H182ZM188 73H189V72H188ZM203 73H204V72H203ZM33 74H34V73H33ZM43 74H45V73L43 72ZM63 74H64V73H62V75H63ZM69 74H70V73H69ZM74 74H75V73H74ZM134 74H135V73H134ZM147 74H148V73H147ZM166 74H167V73H166ZM196 74H197V73H196ZM26 75H27V74H26ZM26 75H25V76H26ZM45 75H47V74H45ZM77 75H78V74H77ZM90 75H91V73H90ZM163 75H164V74H163ZM174 75H175V74H174ZM176 75H177V74H176ZM182 75H183V74H182ZM203 75H206V74H203ZM246 75H247V74H246ZM21 76H24V75L22 74ZM75 76H76V75H75ZM98 76H99V75H98ZM138 76H139V75H138ZM240 76H241V75H240ZM254 76H255V75H254ZM7 77H8V79L11 78V77H9V76H7ZM46 77H47V76H46ZM57 77H58V76H57ZM89 77H90V76H89ZM142 77H143V76H142ZM147 77H148V76H147ZM177 77H178V76H177ZM181 77H182V76H181ZM197 77H198V76H196V78H197ZM199 77H200V76H199ZM25 78H26V77H25ZM27 78H28V77H27ZM32 78H33V77H32ZM55 78H56V77H55ZM55 78H53V79L56 80ZM70 78H71V77H70ZM103 78H104V77H103ZM112 78H114V75H113ZM120 78H122V77L120 76ZM130 78H131V77H130ZM135 78H136V77H135ZM153 78H154V77H153ZM164 78H165V77H164ZM167 78H168V77H167ZM190 78H191V77H190ZM232 78H233V77H232ZM249 78H250V77H249ZM34 79H35V78H34ZM34 79H33V80H34ZM71 79H72V78H71ZM82 79H84V78H82ZM91 79H92V77H91ZM106 79H107V77H106ZM131 79H132V78H131ZM180 79H181V78H180ZM193 79H194V78H193ZM254 79H255V78H254ZM10 80H11V79H9L8 81H10ZM50 80H51V79H50ZM61 80H62V79H61ZM94 80H95V79H94ZM111 80H113V79H111ZM114 80H115V79H114ZM122 80H123V79H122ZM134 80H135V79H134ZM151 80H152V79H151ZM166 80H167V79H166ZM177 80H178V79H177ZM183 80H184V79H183ZM197 80H200V79L198 78ZM4 81H5V80H4ZM8 81H7V83H9ZM70 81H71V80H70ZM107 81H108V80H107ZM144 81H146V80H144ZM149 81H150V80H149ZM171 81H172V80H171ZM193 81H194V80H193ZM204 81H205V80H204ZM19 82H20V81H19ZM32 82H33V81H32ZM36 82H37V81H36ZM62 82H63V81H62ZM103 82H104V81H103ZM108 82H110V81H108ZM126 82H127V81H126ZM126 82H125V83H126ZM140 82H141V81H140ZM153 82L155 83L156 80H155V81L153 80ZM181 82H182V81H181ZM194 82H195V81H194ZM202 82H203V81H202ZM248 82H249V81H248ZM257 82H258V81H257ZM11 83L13 84L14 81H13V82L10 81L9 84H11ZM21 83H22V82H21ZM21 83H20V84H21ZM38 83H39V82H38ZM82 83H84V82H82ZM106 83H107V82H106ZM135 83H136V82H135ZM249 83H250V82H249ZM22 84H23V83H22ZM32 84H33V83H32ZM39 84H40V83H39ZM62 84H63V83H62ZM79 84H80V83H79ZM94 84H95V83H94ZM99 84H100V83H99ZM121 84H122V83H121ZM145 84H146V82H145ZM151 84H153V83L151 82ZM172 84H173V83H172ZM174 84H175V83H174ZM227 84H228V83H227ZM251 84H252V82H251ZM85 85H86V84H85ZM136 85H137V83H136ZM156 85H157V84H156ZM164 85H165V84H164ZM184 85H185V84H184ZM186 85H187V84H186ZM54 86H55V85H54ZM59 86H60V85H59ZM69 86H70V85H69ZM80 86H81V85H80ZM95 86H96V85H95ZM115 86H116V85H115ZM126 86H128V84H127ZM126 86H125V87H126ZM143 86H144V85H143ZM179 86H180V85H179ZM204 86H205V85H204ZM52 87H53V86H52ZM82 87H84V86H82ZM145 87H146V86H145ZM185 87H186V86H185ZM187 87H188V86H187ZM190 87H191V86H190ZM253 87H254V86H252V88H253ZM255 87H256V85H255ZM35 88H36V87H35ZM68 88H69V87H68ZM70 88H72V87H70ZM80 88H81V87H80ZM80 88H79V89H80ZM115 88H116V87H115ZM146 88H147V87H146ZM181 88H182V86H181ZM194 88H195V87H194ZM204 88H205V87H204ZM208 88H209V87H208ZM82 89H84V88H82ZM95 89H96V88H95ZM126 89H127V88H126ZM154 89H155V88H154ZM167 89L170 90L169 87H167ZM186 89H187V88H186ZM200 89H201V88H200ZM206 89H207V88H206ZM0 90H1V89H0ZM30 90H31V89L29 88V91H30ZM72 90H73V89H72ZM141 90H142V89H141ZM151 90H152V89H151ZM183 90H184V89H183ZM201 90H202V89H201ZM209 90H210V89H209ZM236 90H237V89H236ZM236 90H235V91H236ZM31 91H32V90H31ZM79 91H80V90H79ZM117 91H118V90H117ZM143 91H144V90H143ZM145 91H147V90L145 89ZM149 91H150V90H149ZM152 91H153V90H152ZM159 91H160V90H159ZM175 91H176V90H175ZM193 91H194V90H193ZM202 91L204 92V90H202ZM205 91H206V90H205ZM207 91H208V90H207ZM68 92H69V91H68ZM70 92H71V91H70ZM82 92H84V91H82ZM94 92H95V91H94ZM96 92H97V91H96ZM118 92H119V91H118ZM118 92H117V93H118ZM121 92H122V91H121ZM121 92H120V93H121ZM130 92H131V91H130ZM132 92H133V91H132ZM170 92H171V90H170ZM187 92H188V91H187ZM191 92H192V91H191ZM220 92H221V91H220ZM232 92H233V91H232ZM80 93H81V92H80ZM97 93H99V92H97ZM134 93H135V92H134ZM136 93H137V92H136ZM173 93H174V92H173ZM177 93H178V92H177ZM189 93H190V90H189ZM196 93H197V92H196ZM204 93H205V92H204ZM209 93H210V92H209ZM221 93H222V92H221ZM237 93H238V92H237ZM258 93H259V92H258ZM6 94H7V93H6ZM81 94H82V93H81ZM88 94H89V93H88ZM112 94H113V93H112ZM115 94H116V93H115ZM139 94H140V93H139ZM145 94H147V93H145ZM151 94H152V93H151ZM179 94H180V93H179ZM225 94H226V92H225ZM227 94H228V93H227ZM240 94H241V93H240ZM161 95H162V94H161ZM175 95H177V94H175ZM192 95H193V94H192ZM247 95H248V94H247ZM92 96H94V95H92ZM109 96H110V95H109ZM116 96H117V94H116ZM146 96H147V95H146ZM198 96H199V95H198ZM213 96H214V95H213ZM213 96H212V97H213ZM223 96H224V95H223ZM227 96H228V95H227ZM248 96H249V95H248ZM90 97H91V96H90ZM111 97H112V96H111ZM121 97H123V96H121ZM121 97H119V98H121ZM154 97H155V96H154ZM159 97H160V96H159ZM174 97H176V96H174ZM230 97H231V96H230ZM245 97H246V96H245ZM75 98H76V97H75ZM77 98H78V96H77ZM115 98H117V97H115ZM115 98H113V99L115 100ZM125 98H126V97H125ZM125 98H124V99H125ZM137 98H138V96H137ZM149 98H150V96H149ZM196 98H198V97H196ZM196 98H194V99H196ZM20 99H21V98H20ZM22 99H23V98H22ZM78 99H79V98H78ZM135 99H136V98H135ZM191 99H192V98H190V100H191ZM194 99H193V100H194ZM203 99H204V98H203ZM205 99H206V98H205ZM207 99L209 100L208 97H207ZM231 99H232V98H231ZM233 99H234V98H233ZM247 99H248V98H247ZM1 100H2V99H1ZM1 100H0V101H1ZM3 100H4V99H3ZM76 100H77V99H76ZM90 100H91V99L89 98V101H90ZM117 100H118V99H117ZM155 100H156V98H155ZM166 100H167V99H166ZM169 100H170V99H169ZM180 100H181V99H180ZM193 100H192V102H193ZM197 100H200V99H197ZM210 100H212V99H210ZM37 101L39 102V99H38ZM82 101H84V100H82ZM101 101H102V100H101ZM135 101H136V103H137V100H135ZM151 101H152V100H151ZM151 101H150V102H151ZM206 101H207V100H206ZM215 101H216V100H215ZM250 101H251V100H250ZM250 101H249V102H250ZM12 102H13V101H12ZM77 102H78V101H77ZM96 102H97V101H96ZM107 102H108V101H107ZM158 102H159V99H158ZM165 102H166V101H165ZM167 102H168V101H167ZM167 102H166V103H167ZM184 102H185V101H184ZM199 102H200V101H199ZM199 102H198V103H199ZM4 103H5V101H4ZM13 103H14V102H13ZM90 103H91V102H90ZM93 103H94V102H93ZM145 103H146V102H145ZM151 103H152V102H151ZM200 103H201V102H200ZM210 103H211V102H210ZM212 103H213V102H212ZM230 103H231V102H230ZM0 104H2V103H0ZM103 104H105V103H103ZM201 104H202V103H201ZM201 104H200V105H201ZM205 104H206V103H205ZM207 104H209V103H207ZM214 104L218 105V102H217V103H213V105H214ZM235 104H236V103H235ZM240 104H241V103H240ZM2 105H3V104H2ZM4 105H5V104H4ZM8 105H9V104H8ZM17 105H18V104H17ZM149 105H150V104H149ZM149 105H148V106H149ZM151 105H152V104H151ZM165 105H166V104H165ZM168 105H169V103H168ZM183 105H184V104H183ZM210 105H211V107L213 106L212 104H210ZM21 106H22V105H21ZM66 106H67V105H66ZM95 106H96V105H95ZM127 106H128V105H127ZM189 106H190V105H189ZM203 106H204V105H203ZM4 107H5V106H4ZM10 107H11V106H10ZM16 107H17V106H16ZM79 107H80V106H79ZM100 107H101V106H100ZM111 107H112V106H111ZM252 107H253V106H252ZM25 108H26V107H25ZM32 108H33V107H32ZM85 108H86V107H85ZM87 108H88V107H87ZM91 108H92V107H91ZM125 108H126V107H125ZM125 108H124V109H125ZM132 108H133V107H132ZM141 108H142V107H141ZM167 108H168V107H167ZM182 108H183V107H182ZM208 108H209V107H208ZM214 108H215V109H218V106H217V108H216V107H214ZM214 108L212 107L211 109L214 110ZM21 109H24V108H21ZM21 109H20V111H21ZM67 109H68V108H67ZM102 109H103V107H102ZM102 109H101V110H102ZM127 109H128V108H127ZM149 109H150V108H149ZM171 109H172V108H171ZM211 109H210V110H211ZM221 109H222V107H220V110H221ZM243 109H244V108H243ZM261 109H262V108H261ZM12 110H13V109H12ZM95 110H96V109H95ZM112 110H113V108H112ZM154 110H155V109H154ZM160 110H162V109H160ZM172 110H173V109H172ZM186 110H187V109H186ZM186 110H184V111H186ZM213 110H211V111L213 112ZM218 110H219V109H218ZM63 111H64V110H63ZM97 111H98V109H97ZM97 111H96V112H97ZM130 111H132V110H130ZM133 111H134V110H133ZM174 111H175V110H174ZM177 111H178V110H177ZM214 111L216 112L217 110H214ZM254 111H255V110H254ZM9 112H10V111H9ZM57 112H58V111H57ZM59 112H60V110H59ZM59 112H58V113H59ZM103 112H104V111H102V113H103ZM156 112H157V111H156ZM189 112H190V109H189ZM196 112H197V111H196ZM212 112H211V114H212ZM215 112H214V113H215ZM221 112H222V111H221ZM221 112H220L219 114H221ZM0 113H1V112H0ZM4 113H5V112H4ZM23 113H25V112L23 111ZM23 113H22V114H23ZM28 113H29V112H28ZM89 113L91 114V112H89ZM116 113H117V112H116ZM142 113H143V112H142ZM172 113H173V112H172ZM174 113H175V112H174ZM177 113H178V112H177ZM205 113H206V112H205ZM216 113H217V112H216ZM216 113H215V114H216ZM25 114H26V113H25ZM96 114H97V113H96ZM165 114H166V113H165ZM175 114H176V113H175ZM178 114H179V113H178ZM186 114H187V112H186ZM191 114H192V113H191ZM193 114H194V111H193ZM207 114H209V113H207ZM207 114H206V115H207ZM217 114H218V113H217ZM217 114H216V116H220V115H217ZM13 115H14V114H13ZM122 115H123V113H122ZM187 115H188V114H187ZM197 115H198V114H197ZM197 115H196V117H198ZM254 115H255V114H254ZM257 115H258V114H257ZM2 116H3V115H1V119H2ZM40 116H41V115H40ZM62 116H63V115H62ZM103 116H105V115H103ZM103 116H102V117H103ZM160 116H161V115H160ZM164 116H165V115H164ZM175 116H176V115H175ZM178 116H179V115H178ZM255 116H256V115H255ZM259 116H260V115H259ZM262 116H263V115H262ZM17 117H18V115H17ZM108 117H109V116H108ZM110 117H111V116H110ZM124 117H125V116H124ZM148 117H149V115H148ZM176 117H177V116H176ZM176 117H175V118H176ZM188 117H189V116H188ZM190 117H191V116H190ZM199 117H200V116H199ZM208 117H209V115H208ZM4 118H5V117H4ZM18 118H19V117H18ZM18 118H17V119H18ZM42 118H44V117L42 116ZM90 118H91V117H90ZM152 118H153V117H152ZM154 118H155V117H154ZM156 118H157V117H156ZM160 118H163V117H160ZM193 118H194V117H193ZM210 118H211V117H210ZM215 118H216V117H215ZM215 118H214V119H215ZM218 118L221 119V117H217L215 120L218 121V120H219ZM259 118H261V117H259ZM5 119H6V118H5ZM5 119H4V120H5ZM8 119H9V118H8ZM32 119H33V118H32ZM32 119H31V120H32ZM63 119H64V118H63ZM63 119H62V121H63ZM125 119H126V118H125ZM131 119H132V118H131ZM135 119H136V118H135ZM165 119H166V118H165ZM180 119H181V117H180ZM194 119H195V118H194ZM200 119H202V118H200ZM214 119L212 118L211 120H213V122H214V121H215ZM224 119H226V117H225ZM229 119H232V118L229 117ZM4 120H3V121H4ZM11 120H12V119H11ZM34 120H35V119H34ZM43 120H44V119H43ZM66 120H67V118H66ZM110 120H111V119H110ZM116 120H117V119H116ZM123 120H124V119H123ZM129 120H130V118H129ZM138 120H139V119H138ZM138 120H137V121H138ZM160 120H161V119H160ZM175 120H176V119H175ZM221 120H222V122H221ZM221 120H219L217 123L220 122L219 124H222V123H223V119H221ZM227 120H228V118H227ZM227 120L224 121V123H225V122H226V123H227V122H230V120H229V121H227ZM232 120H233V119H232ZM40 121H41V120H40ZM40 121H39V122H40ZM68 121H69V120H68ZM127 121H128V120H127ZM140 121H141V120H140ZM147 121H148V120H147ZM177 121H178V120H176V122H177ZM180 121H181V120H180ZM197 121H198V119H197ZM207 121H208V119H207ZM216 121H215V122H216ZM247 121H248V120H247ZM257 121H258V120H257ZM263 121H264V120H263ZM13 122H14V121H13ZM34 122H35V121H34ZM41 122H42V121H41ZM45 122H46V120H45ZM96 122H97V121H96ZM116 122H117V121H116ZM129 122H130V121H129ZM133 122H134V120H133ZM162 122H163V120H162ZM168 122H169V121H168ZM182 122H183V121H182ZM202 122H203V121H202ZM213 122H212V124H213ZM10 123H11V122H10ZM10 123H9V124H10ZM48 123H49V122H48ZM92 123H93V122H92ZM124 123H125V122H124ZM138 123H139V122H138ZM138 123H137V124H138ZM140 123H141V122H140ZM183 123H184V122H183ZM200 123H201V122H200ZM208 123H209V122H208ZM226 123H225V126H223V128H225V127L228 126V124H226ZM11 124H12V123H11ZM27 124H28V123H27ZM41 124H42V123H41ZM46 124H47V123H46ZM73 124H74V123H73ZM125 124H126V123H125ZM125 124H124V125H125ZM130 124H131V122H130ZM155 124H156V123H154V125H155ZM168 124H169V123H168ZM184 124H185V123H184ZM203 124H204V122H203ZM205 124H207V123H205ZM234 124H235V123H234ZM236 124H237V123H236ZM236 124H235V125H236ZM253 124H254V123H253ZM261 124H262V123H261ZM69 125H70V124H69ZM97 125H98V123H97ZM99 125H100V124H99ZM133 125H135V124H133ZM149 125H150V124H149ZM151 125H152V124H151ZM156 125H157V124H156ZM161 125H165V124H161ZM207 125H208V124H207ZM214 125H215V123H214ZM222 125H223V124H222ZM222 125H220V126H222ZM226 125H227V126H226ZM230 125H231V127H230ZM230 125L228 126V128H225V129H229V127H230V129H235V127H234V128L232 127V126H234V125H232L231 123H230ZM9 126H10V125H9ZM11 126H12V128L16 129V127H13V125H11ZM34 126H35V125H34ZM101 126H102V125H101ZM118 126H119V125H118ZM120 126H121V125H120ZM137 126H138V125H137ZM140 126H141V125H140ZM142 126H143V125H142ZM167 126H168V125H167ZM181 126H182V125H181ZM211 126H212V125H211ZM211 126H210V127H211ZM255 126H256V125H255ZM257 126H258V125H257ZM263 126H264V125H263ZM19 127H20V125H19ZM28 127H29V125H28ZM138 127H139V126H138ZM138 127H137V128H138ZM150 127H151V126H150ZM155 127H157V126H155ZM189 127H190V126H189ZM215 127H216V126H215ZM258 127H259V126H258ZM30 128H31V127H30ZM30 128H29V129H30ZM51 128H52V127H51ZM72 128H73V127H72ZM104 128H106V127H104ZM151 128H152V127H151ZM157 128H158V127H157ZM161 128H162V127H161ZM169 128H170V127H169ZM182 128H183V127H182ZM201 128H202V127H201ZM219 128H220V127H219ZM19 129H20V128H18V130H19ZM29 129L27 128V131H28ZM40 129H41V128H40ZM48 129H49V128H48ZM94 129H95V128H94ZM135 129H136V128H135ZM142 129H143V128H142ZM159 129H160V128H159ZM183 129H184V128H183ZM183 129H182V130H183ZM191 129H192V128H191ZM202 129H203V128H202ZM220 129H221V128H220ZM225 129H224V131L227 132V130H225ZM236 129H237V128H236ZM30 130H31V129H30ZM33 130H34V129H33ZM105 130H106V129H105ZM115 130H116V129H115ZM137 130H138V129H137ZM165 130H166V129H165ZM175 130H176V129H175ZM23 131H24V130H23ZM49 131H50V130H49ZM52 131H53V130H52ZM54 131H55V129H54ZM168 131H169V129H168ZM170 131H171V129H170ZM187 131H188V130H187ZM191 131H192V130H191ZM207 131H208V130H207ZM217 131H219V130H217ZM18 132H19V131H18ZM25 132H26V131H25ZM42 132H43V131H42ZM55 132H56V131H55ZM66 132H67V131H66ZM88 132H89V131H88ZM104 132H105V131H104ZM110 132H111V131H110ZM123 132H124V131H123ZM149 132H150V131H149ZM171 132H172V131H171ZM179 132H180V131H179ZM202 132H203V131H202ZM226 132H224V133H226ZM228 132H229V130H228ZM228 132L226 133L227 136H228V134H229ZM234 132L236 133V131H234ZM33 133H34V131H33ZM52 133H53V132H52ZM118 133H119V132H118ZM159 133H160V132H159ZM177 133H178V132H177ZM177 133H176V134H177ZM221 133H222V131H221ZM230 133H232L231 130H230ZM239 133H240V132H239ZM4 134H5V133H3L2 135H4ZM35 134H36V133H35ZM66 134H67V133H66ZM73 134H74V133H73ZM105 134H106V133H105ZM111 134H112V133H111ZM119 134H120V133H119ZM132 134H133V132H132ZM145 134H146V133H145ZM162 134H163V133H162ZM195 134H196V133H195ZM38 135H39V134H38ZM84 135H85V134H84ZM107 135H108V133H107ZM109 135H110V134H109ZM133 135H134V134H133ZM158 135H159V134H158ZM193 135H194V134H193ZM209 135H210V134H209ZM231 135H232V134H230V137H231ZM7 136H8V135H7ZM9 136H10V135H9ZM36 136H37V135H36ZM54 136H55V135H54ZM80 136H81V135H80ZM128 136H129V135H128ZM137 136H138V134H137ZM143 136H144V135H143ZM175 136H176V135H175ZM225 136H226V135H225ZM26 137H27V136H26ZM28 137H29V136H28ZM55 137H56V136H55ZM64 137H65V136H64ZM69 137H70V136H69ZM85 137H86V136H85ZM85 137H84V138H85ZM150 137H151V136H150ZM152 137H153V136H152ZM228 137H229V136H228ZM228 137H227V139H228ZM236 137H237V136H235L234 138H236ZM3 138H5V137H3ZM7 138H9V137H7ZM15 138H16V137H15ZM32 138H33V136H32ZM134 138H135V137H134ZM137 138H138V137H137ZM171 138H172V137H171ZM187 138H188V137H187ZM191 138H192V137H191ZM195 138H196V136H195ZM219 138H221V137H219ZM237 138H238V137H237ZM245 138H246V137H245ZM5 139H6V138H5ZM10 139H12V138H10ZM87 139H88V138H87ZM122 139H123V138H122ZM139 139H140V138H139ZM160 139H162V138L160 137ZM196 139H197V138H196ZM198 139H199V138H198ZM198 139H197V140H198ZM212 139H213V138H212ZM221 139H222V138H221ZM231 139H232V138H231ZM7 140H8V139H7ZM33 140H35V139L33 138ZM93 140H94V139H93ZM130 140H131V139H130ZM140 140H141V139H140ZM140 140H139V141H140ZM145 140H146V139H145ZM163 140L166 141V138L164 137ZM172 140H173V139H172ZM175 140H176V138H175ZM228 140H229V139H228ZM234 140H236V143H238V140H237V139H234ZM0 141H1V140H0ZM36 141H37V140H36ZM55 141H56V140H55ZM97 141H98V140H97ZM165 141H164V142H165ZM167 141H168V140H167ZM229 141H230V140H229ZM242 141H243V140H242ZM242 141H241V144H242ZM9 142H10V141H9ZM12 142H13V141H12ZM19 142H20V141H19ZM37 142H39V141H37ZM81 142H82V141H81ZM86 142H88V141H86ZM89 142H90V141H89ZM94 142H95V141H94ZM126 142H127V141H126ZM130 142H131V141H130ZM133 142H134V141H133ZM154 142H155V141H154ZM154 142L152 141V143H154ZM169 142H170V141H169ZM193 142H194V141H193ZM195 142H196V141H195ZM232 142H234V141H232ZM1 143H2V141H1ZM44 143H45V142H44ZM78 143H79V142H78ZM96 143H97V142H96ZM111 143H112V142H111ZM146 143H147V142H146ZM146 143H145V144H146ZM167 143H168V142H167ZM173 143H174V142H173ZM177 143H178V142H177ZM177 143H175V144H177ZM199 143H200V141H199ZM199 143H198V144H199ZM234 143H235V142H234ZM14 144H16V143H14ZM23 144H24V143H23ZM23 144H22V145H23ZM52 144H53V143H52ZM68 144H69V143H68ZM81 144H82V143H81ZM136 144H137V143H136ZM142 144H143V143H142ZM231 144H232V143H231ZM238 144H239V143H238ZM238 144H237V145H238ZM249 144H251V143H249ZM12 145H13V144H12ZM86 145H87V144H86ZM98 145H99V143H98ZM138 145H139V144H138ZM147 145H148V144H147ZM157 145H158V144H157ZM182 145L184 146V144H182ZM182 145H180V146H182ZM196 145H197V144H196ZM200 145H201V144H200ZM239 145H240V144H239ZM244 145H245V144H244ZM1 146H2V145H1ZM5 146H6V145H5ZM43 146H44V145H43ZM48 146H49V145H48ZM51 146H52V145H51ZM70 146H71V144H70ZM78 146H79V145H78ZM92 146H93V145H92ZM99 146H100V145H99ZM121 146H122V145H121ZM133 146H134V144H133ZM160 146H161V145H160ZM203 146H204V145H203ZM241 146H242V145H241ZM241 146H240V147H241ZM248 146H249V145H248ZM15 147H16V146H15ZM125 147H127V146H125ZM137 147H138V146H137ZM143 147H144V146H143ZM162 147H163V146H162ZM162 147H161V148H162ZM168 147H169V146H168ZM178 147H179V146H178ZM201 147H202V146H201ZM204 147H205V146H204ZM228 147H229V146H228ZM2 148H3V147H2ZM4 148H5V147H4ZM8 148H9V147H8ZM24 148H25V147H24ZM81 148H82V147H81ZM90 148H91V147H90ZM133 148H134V147H133ZM135 148H136V147H135ZM148 148H149V147H148ZM152 148H153V147H152ZM161 148H159V149H161ZM163 148H164V147H163ZM170 148H171V147H170ZM181 148H182V147H181ZM213 148H214V146H213ZM231 148H232V147H231ZM26 149H27V148H26ZM49 149H50V148H49ZM71 149H72V148H71ZM88 149H89V147H88ZM93 149H94V147H93ZM128 149L130 150L131 148H128ZM136 149H137V148H136ZM171 149L173 150V148H171ZM187 149H189V148H187ZM199 149H201V148H199ZM226 149H228V148L226 147L225 150H226ZM238 149H239V148H238ZM16 150H17V149H16ZM19 150H20V148H19ZM19 150H18V151H19ZM60 150H61V149H60ZM60 150H58V151H60ZM84 150H85V148H84ZM101 150H102V149H101ZM103 150H104V149H103ZM133 150H134V149H133ZM146 150H147V149H146ZM149 150H150V149H149ZM149 150H147L148 153H149ZM204 150H205V149H204ZM217 150H218V149H217ZM228 150H230V149H228ZM240 150H242V149H240ZM244 150H245V149H244ZM253 150H254V149H253ZM12 151H13V150H12ZM98 151H99V150H98ZM104 151H105V150H104ZM131 151H132V150H131ZM151 151H152V150H151ZM163 151L165 152V150H163ZM166 151H167V150H166ZM205 151H206V150H205ZM205 151H203V153H204ZM87 152H88V151H87ZM106 152H107V151H106ZM123 152H125V151H123ZM123 152H122V153H123ZM126 152H127V151H126ZM132 152H133V151H132ZM154 152H155V151H154ZM189 152H190V151H189ZM231 152H232V149H231ZM231 152H230L229 154H232L231 156L234 157V156H233L234 154L231 153ZM233 152H234V151H233ZM237 152H238V150H237ZM239 152H240V151H239ZM251 152H252V150H251ZM256 152H257V151H256ZM17 153H20V152H17ZM25 153H26V152H25ZM53 153H54V152H53ZM63 153H64V152H63ZM92 153H94V152H92ZM96 153H97V152H96ZM112 153H113V152H112ZM142 153H143V152H142ZM185 153H186V152H185ZM185 153H184V154H185ZM215 153H216V152H215ZM219 153H220V152H219ZM242 153H243V151H242ZM20 154H21V153H20ZM22 154H23V153H22ZM70 154L72 155V153H70ZM108 154H110V153H108ZM135 154H136V152H135ZM139 154H141V153H139ZM146 154H147V153H146ZM153 154H154V153H153ZM158 154H159V152H158ZM170 154H171V153H170ZM182 154H183V153H182ZM201 154H202V153H201ZM206 154H207V153H206ZM227 154H228V152H227ZM229 154H228V155H229ZM239 154H240V153H239ZM247 154H248V153H247ZM26 155H27V154H26ZM26 155H25V156H26ZM28 155H29V154H28ZM38 155H39V154H38ZM40 155H41V154H40ZM94 155H95V153H94ZM98 155H99V154H98ZM121 155H122V154H121ZM143 155H144V154H143ZM168 155H169V153H168ZM188 155H189V154H188ZM208 155H209V154H207V156H208ZM223 155H224V153H223ZM223 155H222V156H223ZM15 156H16V155H15ZM114 156H115V155H114ZM150 156H152V155H150ZM158 156H159V155H158ZM171 156H172V155H171ZM220 156H221V155H220ZM224 156H225V155H224ZM12 157L15 158L14 156H12ZM29 157H30V156H29ZM31 157H32V156H31ZM33 157H34V156H33ZM76 157H77V156H76ZM91 157H92V156H91ZM110 157H111V156H110ZM164 157H165V155H164ZM172 157H173V156H172ZM172 157H171V158H172ZM177 157H178V156H177ZM190 157H191V156H190ZM203 157H206L205 154H204ZM18 158H20V157H18ZM18 158H17V159H18ZM21 158H22V156H21ZM21 158H20V159H21ZM23 158H24V156H23ZM34 158H35V157H34ZM116 158H117V157H116ZM129 158H130V157H129ZM136 158H137V157H136ZM157 158H158V157H157ZM160 158H161V156H160ZM162 158H163V157H162ZM165 158H167V157H165ZM171 158H170V159H171ZM183 158H184V157H183ZM210 158H211V157H210ZM238 158H239V157H238ZM20 159H19V160H20ZM30 159H31V158H30ZM32 159H33V158H32ZM32 159H31V160H32ZM93 159H94V158H93ZM118 159H119V158H118ZM132 159H133V158H132ZM163 159H164V158H163ZM193 159H194V157H193ZM221 159H222V157H221ZM223 159H224V158H223ZM223 159H222V160H223ZM234 159L236 160V158H234ZM244 159H245V158H244ZM24 160H25V158H24ZM35 160H36V159H34V160H32V161H35ZM79 160H80V158H79ZM130 160H131V159H130ZM143 160H144V159H143ZM145 160H146V159H145ZM150 160H151V159H150ZM152 160H153V159H152ZM176 160H178V159H176ZM218 160H219V159H218ZM227 160H228V159H227ZM227 160H226V161H227ZM256 160H257V159H256ZM20 161H22V160H20ZM20 161H19V162H20ZM29 161H30V160H29ZM29 161H28V162H29ZM39 161H40V160H39ZM39 161H37V162H39ZM65 161H66V160H65ZM103 161H104V160H103ZM111 161H112V160H111ZM114 161H115V160H114ZM118 161H119V160H118ZM133 161H134V160H133ZM193 161H194V160H193ZM213 161H214V160H213ZM223 161H224V160H223ZM242 161H243V160H241V162H242ZM247 161H248V160H247ZM250 161H251V160H250ZM260 161H261V158H260ZM26 162H27V161H26ZM37 162H36V163H37ZM48 162H49V161H48ZM75 162H76V161H74V163H75ZM87 162H88V161H87ZM90 162H91V160H90ZM100 162H101V161H100ZM119 162H120V161H119ZM128 162H129V161H128ZM128 162H127V163H128ZM135 162H136V161H135ZM161 162H162V161H161ZM174 162H175V159H174ZM195 162H196V161H194V163H195ZM198 162H199V161H198ZM201 162H202V161H201ZM239 162H240V161H239ZM261 162H262V161H261ZM22 163H23V161H22ZM46 163H47V162H46ZM80 163H81V162H80ZM95 163H96V162H95ZM98 163H99V162H98ZM139 163H140V162H139ZM139 163H138V164H139ZM141 163H142V162H141ZM156 163H157V162H156ZM164 163H165V161H164ZM177 163L179 164V162H177ZM188 163H189V161H188ZM188 163H187L186 165H187V166H190V165H188ZM210 163H211V162H210ZM224 163H225V161H224ZM248 163H249V161H248ZM262 163H263V162H262ZM40 164H42V163H40ZM49 164H50V163H49ZM60 164H61V162H60ZM76 164H77V163H76ZM84 164H85V163H84ZM105 164H106V163H105ZM107 164H108V163H107ZM111 164H112V163H111ZM113 164H114V163H113ZM130 164H131V163H130ZM160 164H161V163H160ZM183 164H184V163H183ZM242 164H244V163H242ZM249 164H250V163H249ZM38 165H39V164H38ZM93 165H94V164H93ZM95 165H96V164H95ZM124 165H125V164H124ZM124 165H123V167H124ZM146 165H147V163H146ZM152 165H153V164H151V166H152ZM161 165H163V164H161ZM214 165H215V164H214ZM230 165H232V164H230ZM240 165H241V164H240ZM246 165H247V164H246ZM250 165H251V164H250ZM252 165H253V164H252ZM260 165H261V164H260ZM50 166H52V165H50ZM50 166H49V168H50ZM107 166H108V165H107ZM113 166H114V165H113ZM169 166H170V165H169ZM171 166H172V165H171ZM176 166H177V165H176ZM184 166H185V165H184ZM205 166H206V165H205ZM226 166H228L227 163H226ZM86 167H87V166H86ZM103 167H104V166H103ZM125 167H126V166H125ZM142 167H143V166H142ZM149 167H150V166H149ZM149 167H148V168H149ZM221 167H222V166H221ZM229 167H230V166H229ZM254 167H255V166H254ZM119 168H120V167H119ZM144 168H145V167H144ZM198 168H199V167H198ZM201 168H202V167H201ZM205 168H206V167H205ZM217 168H218V167H217ZM230 168H232V167H230ZM233 168H234V167H233ZM34 169H35V168H33V170H34ZM54 169H55V168H54ZM88 169H91V167L88 168ZM126 169H127V168H126ZM169 169H170V168H169ZM177 169H178V167H177ZM185 169H186V168H185ZM236 169H237V168H236ZM260 169H262V168H260ZM42 170H43V167H42ZM47 170H48V169H47ZM71 170H73V169H71ZM86 170H87V169H86ZM98 170H99V169H98ZM105 170H106V168H105ZM135 170H136V169H135ZM147 170H148V169H147ZM149 170H150V169H149ZM151 170H152V169H151ZM163 170H164V169H163ZM165 170H166V169H165ZM179 170H180V169H179ZM203 170H204V169H203ZM206 170H207V168H206ZM232 170H235V169H232ZM251 170H252V169H251ZM69 171H70V170H69ZM87 171H88V170H87ZM115 171H116V170H115ZM152 171H153V170H152ZM168 171H169V170H168ZM189 171H190V170H189ZM253 171L256 172L255 169H254ZM35 172H36V171H35ZM38 172H39V167H38ZM41 172H42V171H41ZM47 172H48V171H47ZM50 172H51V171H50ZM54 172H55V170H54ZM70 172H71V171H70ZM96 172H97V171H96ZM112 172H113V171H112ZM117 172H119V171H117ZM190 172H193V171H190ZM194 172H195V171H194ZM209 172H210V171H209ZM218 172H219V171H218ZM243 172H244V171H243ZM254 172H252V173L254 174ZM257 172H260V171H257ZM48 173H49V172H48ZM51 173H52V172H51ZM71 173H73V172H71ZM91 173H92V172H91ZM129 173H130V172H129ZM145 173H146V172H145ZM161 173H162V172H161ZM196 173H197V172H196ZM244 173H245V172H244ZM35 174H36V173H35ZM56 174H57V173H56ZM69 174H70V173H69ZM100 174H101V173H100ZM115 174H116V173H115ZM152 174H153V173H152ZM192 174H193V173H192ZM208 174H209V173H208ZM208 174H207V175H208ZM216 174H217V173H216ZM236 174H238V173H236ZM57 175H58V174H57ZM72 175H73V174H72ZM76 175H77V173H76ZM101 175H102V174H101ZM141 175H143V174H141ZM158 175H159V174H158ZM217 175H218V174H217ZM234 175H235V174H234ZM241 175H242V174H241ZM241 175H240V176H241ZM248 175H250V177L252 178V174H248ZM258 175H259V174H256V175L254 174V178H255V177L258 178ZM261 175H263V174H261ZM39 176H40V175H39ZM49 176H50V175H49ZM120 176H121V175H120ZM122 176H123V175H122ZM133 176H134V175H133ZM176 176H177V175H176ZM187 176H188V175H187ZM195 176H196V175H195ZM199 176H200V173H199ZM203 176H204V175H203ZM244 176H245V175H244ZM42 177H43V176H42ZM42 177H39V178H42ZM73 177H74V176H73ZM76 177H77V176H76ZM80 177H81V176H80ZM92 177H93V176H92ZM113 177H114V176H113ZM116 177H117V176H116ZM153 177H154V176H153ZM177 177H178V176H177ZM182 177H183V176H182ZM182 177H181V179H182ZM238 177H239V175H238ZM259 177H260V175H259ZM263 177H264V176H263ZM49 178H50V177H49ZM68 178H69V177H68ZM97 178H98V177H97ZM100 178H101V177H100ZM130 178H131V177H130ZM146 178H147V177H146ZM150 178H152V177H150ZM158 178H159V177H158ZM166 178H167V177H166ZM185 178H186V177H185ZM225 178H227V177H225ZM225 178H224V179H225ZM246 178H247V177H246ZM256 178H255L254 180H257ZM65 179H66V178H65ZM65 179H64V180H65ZM72 179H73V178H72ZM109 179H110V178H109ZM111 179H112V178H111ZM115 179H116V178H115ZM120 179H121V178H120ZM134 179H135V178H134ZM139 179H141V178H139ZM177 179H178V178H177ZM206 179H207V178L205 177V180H206ZM241 179H244V178H241ZM241 179H240V180H241ZM260 179H261V178H260ZM260 179H259V180H260ZM263 179H264V178H263ZM47 180H48V179H47ZM78 180H79V179H78ZM99 180H100V179H99ZM116 180H117V179H116ZM123 180H124V179H123ZM182 180H183V179H182ZM190 180H191V178H190ZM196 180H197V179H196ZM205 180H204V182H205ZM247 180H248V179H246V181H247ZM252 180H253V179H252ZM259 180H258V181H259ZM261 180H262V179H261ZM43 181H44V180H43ZM97 181H98V180H97ZM111 181H112V180H111ZM133 181H134V180H133ZM133 181H132V183H133ZM145 181H146V180H145ZM160 181H161V180H160ZM169 181H170V180H169ZM187 181H188V180H187ZM208 181H210V180H208ZM227 181H228V180H227ZM45 182H46V181H45ZM59 182H60V181H59ZM78 182H79V181H78ZM140 182H142V181H140ZM163 182H164V181H163ZM166 182H168V181H166ZM172 182H173V181H172ZM181 182H183V181H181ZM214 182H215V181H214ZM214 182H213V183H214ZM229 182H230V181H229ZM229 182H228V183H229ZM242 182H243V181H242ZM247 182H248V181H247ZM253 182H254V181H253ZM256 182H257V181H256ZM256 182H255V184H256ZM262 182H263V180H262ZM262 182L260 181L259 183L263 184ZM47 183H48V182H47ZM57 183H58V182H57ZM60 183H61V182H60ZM72 183H73V182H72ZM90 183H91V182H90ZM152 183H153V182H152ZM224 183L226 184V182H224ZM228 183H227V184H228ZM230 183H231V182H230ZM250 183H251V182H250ZM259 183H258V184H259ZM52 184H53V183H52ZM69 184H70V183H69ZM80 184H81V183H80ZM80 184H79V185H80ZM111 184H112V183H111ZM115 184H116V183H115ZM126 184H127V183H126ZM138 184H139V183H138ZM146 184H147V183H146ZM146 184H145V185H146ZM155 184H156V183H155ZM159 184H160V183H159ZM173 184H174V183H173ZM173 184H172V185H173ZM182 184H183V183H182ZM234 184H235V183H234ZM67 185H68V184H67ZM85 185L88 187L87 184H85ZM121 185H122V183H121ZM123 185H125V183H123ZM140 185H141V184H140ZM192 185H193V184H192ZM194 185H195V184H194ZM207 185H209V184H207ZM250 185H251V184H250ZM50 186H51V185H50ZM55 186H56V185H55ZM60 186H61V185H60ZM89 186H91V185H89ZM104 186H105V185H104ZM142 186H143V185H142ZM149 186H150V185H149ZM164 186H166V185H164ZM185 186H186V185H185ZM228 186H230V185L228 184ZM254 186H255V185H254ZM256 186H258V185H256ZM44 187H45V186H44ZM62 187L64 188V185H63ZM68 187H69V186H68ZM74 187H75V184H74ZM76 187H77V186H76ZM91 187H92V186H91ZM105 187H106V186H105ZM122 187H123V186H122ZM139 187H141V186H139ZM160 187H161V186H160ZM166 187H167V186H166ZM169 187H170V186H169ZM175 187H176V186H175ZM180 187H182V186H180ZM207 187H209V186H207ZM212 187H213V186H212ZM235 187H236V186H235ZM263 187H264V185H262V188H263ZM46 188H47V186H46ZM48 188H49V187H48ZM54 188H55V187H54ZM54 188H53V189H54ZM63 188H62V189H63ZM72 188H73V187H72ZM77 188H78V187H77ZM89 188H90V187H89ZM142 188H143V187H142ZM144 188H145V187H144ZM186 188H187V187H186ZM190 188H191V187H190ZM204 188H205V187H204ZM213 188H215V187H213ZM239 188H240V187L238 186V189H239ZM255 188H256V187H255ZM259 188H261L260 185H259ZM60 189H61V188H60ZM82 189H84V188H82ZM110 189H111V188H110ZM146 189H147V187H146ZM152 189H153V188H152ZM156 189H158V188H156ZM156 189H155V190H156ZM163 189H165V188H163ZM168 189H169V188H168ZM168 189H167V190H168ZM171 189H172V188H171ZM171 189H170V190H171ZM207 189H208V188H207ZM207 189H205V190H207ZM238 189H237V190H238ZM251 189H252V186H251ZM66 190H67V189H66ZM66 190H65V191H66ZM70 190H71V188H70ZM74 190H76V189H74ZM90 190H91V189H90ZM105 190H106V189H105ZM155 190H154V191H155ZM159 190H160V189H159ZM196 190H197V189H196ZM210 190H211V189H210ZM215 190H216V189H215ZM225 190H226V189H225ZM234 190H235V189H234ZM47 191H48V190H47ZM60 191H61V190H60ZM67 191H68V190H67ZM78 191H79V190H78ZM149 191H150V190H149ZM188 191H189V190H188ZM193 191H194V190H193ZM252 191H253V189H252ZM257 191H258V190H257ZM261 191H262V190H261ZM54 192H55V191H54ZM80 192H81V191H80ZM158 192H159V191H158ZM185 192H186V191H185ZM205 192H206V191H205ZM249 192H250V191H249ZM49 193H50V192H49ZM92 193H93V192H92ZM94 193H95V192H94ZM107 193H108V192H107ZM164 193H165V192H164ZM200 193H201V191H200ZM209 193H210V191H209ZM228 193H229V192H228ZM237 193L240 194V192H237ZM242 193H243V192H242ZM242 193H241V194H242ZM47 194H48V193H47ZM52 194H53V193H52ZM61 194H62V193H61ZM70 194H72V193H70ZM82 194H84V193H82ZM171 194H172V193H171ZM210 194H211V193H210ZM212 194H213V193H212ZM215 194H216V192H215ZM217 194H218V193H217ZM232 194H233V193H232ZM50 195H51V194H50ZM63 195H64V194H63ZM67 195H68V194H67ZM89 195H90V194H89ZM92 195H93V194H92ZM164 195H166V194H164ZM189 195H190V194H189ZM213 195H214V194H213ZM220 195H221V194H220ZM243 195H244V194H243ZM243 195H242V196H243ZM257 195H259V194H257ZM77 196H78V195H77ZM85 196H86V194H85ZM85 196H84V198H85ZM97 196H98V195H97ZM156 196H157V195H156ZM174 196H175V195H174ZM191 196H192V194H191ZM211 196H212V195H211ZM218 196H219V195H218ZM218 196H216V197H218ZM87 197H88V196H87ZM113 197H114V196H113ZM170 197H171V196H170ZM176 197H177V196H176ZM207 197H208V196H207ZM212 197H213V196H212ZM71 198H73V197H71ZM114 198H115V197H114ZM116 198H117V197H116ZM171 198H172V197H171ZM179 198H180V197H179ZM196 198H197V197H196ZM224 198H226V197H224ZM238 198H239V197H238ZM245 198H246V196H245ZM73 199L75 200L76 198H73ZM153 199H154V198H153ZM211 199H212V198H211ZM226 199H227V198H226ZM240 199H241V198H240ZM251 199H252V198H251ZM95 200H96V199H95ZM100 200H101V199H100ZM102 200H103V199H102ZM155 200H156V199H155ZM192 200H193V199H192ZM196 200H197V199H196ZM196 200H194V201H196ZM199 200H200V199H199ZM203 200H204V199H203ZM243 200H246V199H243ZM79 201H80V200H79ZM82 201H84V200H82ZM105 201H107V200H105ZM150 201H151V200H150ZM170 201H171V200H170ZM172 201H173V200H172ZM200 201H201V200H200ZM246 201H247V200H246ZM246 201H245V202H246ZM98 202H99V201H98ZM103 202H104V201H103ZM110 202H111V201H110ZM156 202H157V201H155V203H156ZM191 202H192V201H191ZM198 202H199V201H198ZM229 202H230V201H229ZM238 202H240V201H238ZM247 202H248V201H247ZM263 202H264V201H263ZM100 203H101V202H100ZM164 203H165V202H164ZM231 203H232V202H231ZM231 203H229V205H230ZM248 203H249V202H248ZM248 203H246V204H248ZM108 204H109V203H108ZM193 204H194V202L192 203V206H193ZM195 204H196V202H195ZM215 204H216V203H215ZM222 204H223V203H222ZM237 204H239V203H237ZM249 204H250V203H249ZM254 204H255V202H254ZM73 205H74V204H73ZM105 205H106V204H105ZM153 205H155V204H153ZM200 205H201V204H200ZM244 205H245V204H244ZM244 205L242 204L243 207H244ZM251 205H252V204H251ZM60 206H63V205H60ZM67 206H68V205H67ZM103 206H104V205H103ZM125 206H126V205H125ZM127 206H128V205H127ZM129 206H130V205H129ZM149 206H151V205H149ZM165 206H166V205H165ZM171 206H172V205H171ZM245 206H246V205H245ZM252 206H253V205H252ZM30 207H31V206H30ZM65 207H66V206H65ZM104 207H105V206H104ZM135 207H136V206H135ZM239 207H240V206H239ZM243 207H242V208H243ZM248 207H249V205H248ZM106 208H107V207H106ZM108 208H109V207H108ZM145 208H146V207H145ZM148 208H149V207H148ZM148 208H147V209H148ZM156 208H157V207H156ZM177 208H178V207H176V209H177ZM196 208H197V206H196ZM219 208H220V207H219ZM244 208H245V207H244ZM250 208H251V207H250ZM259 208H260V207H259ZM66 209H67V208H66ZM112 209H113V208H112ZM112 209H110V210L112 211ZM165 209H166V208H165ZM186 209H187V208H186ZM186 209H185V210H186ZM192 209H193V208H192ZM210 209H211V208H210ZM237 209H238V208H237ZM92 210H93V209H92ZM135 210H136V209H135ZM155 210H156V209H155ZM167 210H168V208H167ZM220 210H221V209H220ZM247 210H248V209H247ZM259 210H260V212H261V208H260ZM137 211H138V210H137ZM142 211H143V210H142ZM142 211H141V212H142ZM158 211H159V210H158ZM158 211H157V212H158ZM175 211H176V210H175ZM177 211H179V210H177ZM186 211H187V210H186ZM63 212H64V211H63ZM69 212H70V211H69ZM69 212H68V213H69ZM77 212H78V211H77ZM106 212H107V211H106ZM124 212H125V211H124ZM131 212H132V211H131ZM151 212H152V211H151ZM159 212H160V211H159ZM171 212H172V211H171ZM184 212H185V211H184ZM204 212H205V211H204ZM217 212H218V211H217ZM64 213H65V212H64ZM70 213H71V212H70ZM89 213H90V212H89ZM119 213H120V212H119ZM126 213H127V212H126ZM128 213H129V212H128ZM166 213H167V212H166ZM169 213H170V212H169ZM172 213H173V212H172ZM207 213H208V212H207ZM207 213H206V214H207ZM79 214H80V213H79ZM82 214H84V213H82ZM90 214H91V213H90ZM117 214H118V213H117ZM132 214H133V212H132ZM174 214H175V213H174ZM180 214H181V213H180ZM180 214H179V215H180ZM196 214H197V212H196ZM212 214H213V213H212ZM227 214H228V213H227ZM69 215H70V214H69ZM106 215H107V214H106ZM125 215H126V214H125ZM130 215H131V214H130ZM139 215H140V214H139ZM144 215H145V214H144ZM144 215H143V216H144ZM179 215H178V216H179ZM189 215H190V214H189ZM198 215H199V214H198ZM198 215H197V216H198ZM201 215H202V214H201ZM229 215H230V214H229ZM244 215H245V214H244ZM32 216H33V214H32ZM67 216H68V215H67ZM173 216H174V215H173ZM180 216H181V215H180ZM191 216H192V215H191ZM221 216H222V215H221ZM232 216H233V215H232ZM245 216H246V215H245ZM72 217H73V216H72ZM75 217H76V216H75ZM99 217H100V216H99ZM123 217H124V216H123ZM131 217H132V216H131ZM134 217H135V216H134ZM146 217H147V216H146ZM146 217L144 216L143 218H146ZM175 217H176V215H175ZM185 217H186V216H185ZM185 217H184V218H185ZM203 217H204V216H203ZM219 217H220V216H219ZM219 217H218V218H219ZM247 217H248V216H247ZM250 217H252V216H250ZM250 217H249V218H250ZM57 218H58V217H57ZM73 218H74V217H73ZM125 218H126V217H125ZM127 218H129V217H127ZM143 218H142V219H143ZM170 218H171V217H170ZM178 218H179V217H178ZM198 218H199V217H198ZM205 218H206V217H205ZM207 218H208V217H207ZM216 218H217V217H216ZM216 218H215V219H216ZM232 218H233V217H232ZM235 218H236V217H235ZM71 219H72V218H71ZM111 219H112V218H111ZM131 219H132V218H131ZM148 219H149V218H148ZM153 219H154V218H153ZM162 219H163V218H162ZM173 219H174V218H173ZM181 219H182V218H181ZM203 219H204V218H203ZM35 220H37V219H35ZM35 220H34V221H35ZM73 220H74V219H73ZM77 220H78V219H77ZM77 220H76V221H77ZM109 220H110V219H109ZM144 220H145V219H144ZM146 220H147V219H146ZM164 220H165V219H164ZM164 220H163V221H164ZM187 220H191V218H190V219H187ZM207 220H208V219H207ZM218 220H219V219H218ZM221 220H222V219H221ZM223 220H224V218H223ZM231 220H232V219H231ZM234 220H235V219H234ZM37 221H38V220H37ZM107 221H108V219H107ZM112 221H113V219H112ZM125 221H126V220H125ZM125 221H124V222H125ZM127 221H128V220H127ZM133 221H134V220H133ZM154 221H155V220H154ZM160 221H161V220H160ZM177 221H178V220H177ZM192 221H193V220H192ZM198 221H199V220H198ZM205 221H206V220H205ZM212 221H213V220H212ZM84 222H85V221H84ZM115 222H116V221H115ZM121 222H122V221H121ZM124 222H123V223H124ZM139 222H140V221H139ZM148 222H149V221H148ZM254 222H255V221H254ZM86 223H87V222H86ZM161 223H162V221H161ZM164 223H165V222H164ZM180 223H181V222H180ZM182 223H183V222H182ZM188 223H189V222H188ZM194 223H195V222H194ZM194 223H193V224H194ZM205 223H206V222H205ZM237 223H238V222H237ZM82 224H84V223H82ZM128 224H129V222H128ZM130 224H131V223H130ZM144 224H145V223H144ZM144 224H143V225H144ZM166 224H167V223H166ZM196 224H197V223H196ZM249 224H250V223H249ZM258 224H259V223H258ZM84 225H85V224H84ZM189 225H190V224H189ZM199 225H200V222H199ZM204 225H205V224H204ZM206 225L208 226L209 224H206ZM224 225H225V224H224ZM234 225H235V224H234ZM136 226H137V224H136ZM139 226H140V225H139ZM147 226H148V225H147ZM147 226L145 225V227H147ZM149 226H150V225H149ZM153 226H154V225H153ZM165 226H166V225H165ZM165 226H164V227H165ZM169 226H170V225H169ZM184 226H185V225H184ZM184 226H183V228H184ZM194 226H195V225H194ZM210 226H211V225H210ZM213 226H214V225H213ZM236 226H237V225H236ZM258 226H259V225H258ZM85 227H86V226H85ZM145 227H144V228H145ZM160 227H161V226H160ZM167 227H168V226H167ZM178 227H179V226H178ZM195 227H196V226H195ZM201 227H202V226H201ZM232 227H234V226H232ZM243 227H244V226H243ZM80 228H81V227H80ZM82 228H84V227H82ZM123 228H125V227H123ZM180 228H181V226H180ZM202 228H203V227H202ZM218 228H219V227H218ZM218 228H216V229H218ZM226 228H227V227H226ZM235 228H236V227H235ZM248 228H249V227H248ZM139 229H140V228H139ZM147 229H148V228H147ZM170 229H171V228H170ZM204 229H205V228H204ZM207 229H209V228H207ZM212 229H213V228H212ZM223 229H224V228H223ZM227 229H228V228H227ZM262 229H263V228H262ZM126 230H127V229H126ZM129 230H131V229H129ZM187 230H188V229H187ZM189 230H190V229H189ZM210 230H211V229H210ZM210 230H209V231H210ZM228 230H229V229H228ZM248 230H249V229H248ZM250 230H251V229H250ZM132 231H133V230H132ZM148 231H149V230H148ZM159 231H160V230H159ZM172 231H173V230H172ZM185 231H186V230H185ZM198 231H199V229H198ZM201 231H202V230H201ZM212 231H213V230H212ZM212 231H211V232H212ZM217 231H218V230H217ZM86 232H87V231H86ZM116 232H117V231H116ZM204 232H205V231H204ZM220 232H221V231H220ZM220 232H218V234H219ZM253 232H254V231H253ZM72 233H73V232H72ZM79 233H80V232H79ZM111 233H112V232H111ZM144 233H145V232H144ZM158 233H159V232H158ZM186 233H189V232H186ZM186 233H185V234H186ZM191 233H192V232H191ZM232 233H233V232H232ZM246 233H247V232H246ZM134 234H135V233H134ZM137 234H138V232H137ZM146 234H148V233H146ZM154 234H155V232H154ZM162 234H163V233H162ZM209 234H210V233H209ZM230 234H231V233H230ZM248 234H249V233H248ZM77 235H78V234H77ZM84 235H85V234H84ZM103 235H104V234H103ZM140 235H144V234L141 233ZM152 235H153V234H152ZM165 235H166V234H165ZM198 235H200V234H198ZM204 235H205V234H204ZM245 235H246V234H245ZM121 236H122V235H121ZM121 236H120V237H121ZM145 236H146V235H145ZM145 236H144V237H145ZM149 236H150V235H149ZM159 236H160V235H159ZM184 236H185V235H184ZM190 236H191V235H190ZM195 236H196V235H195ZM205 236H206V235H205ZM224 236H225V235H224ZM238 236H239V235H238ZM253 236H254V235H253ZM258 236H260V235H258ZM55 237H56V236H55ZM73 237H74V236H73ZM78 237H79V236H78ZM80 237H81V236H80ZM84 237H85V236H84ZM86 237H87V236H86ZM142 237H143V236H142ZM169 237H170V236H169ZM171 237H172V236H171ZM173 237H174V236H173ZM200 237H201V236H200ZM220 237H221V236H220ZM231 237H232V235H231ZM235 237H236V236H235ZM235 237H234V238H235ZM71 238H72V237H71ZM89 238H90V237H89ZM124 238H125V237H124ZM183 238H184V237H183ZM205 238H207V236H206ZM210 238H212V236H211ZM234 238H233V239H234ZM248 238H249V237H248ZM253 238H254V237H253ZM56 239H57V238H56ZM78 239H79V238H78ZM93 239H94V238H93ZM158 239H159V238H158ZM166 239H167V238H166ZM172 239H174V238H172ZM192 239H193V238H192ZM194 239H195V238H194ZM229 239H230V238H229ZM0 240H1V238H0ZM75 240H76V239H75ZM131 240H133V239H131ZM150 240H151V239H150ZM150 240H149V241H150ZM164 240H165V239H164ZM176 240H177V239H175V241H176ZM196 240H197V237H196ZM208 240H209V239H208ZM216 240L218 241L217 238H216ZM219 240H220V239H219ZM227 240H228V239H227ZM259 240H260V239H259ZM261 240H262V239H261ZM59 241H60V240H59ZM93 241H95V240H93ZM104 241H105V240H104ZM125 241H126V240H125ZM134 241H135V240H134ZM154 241H156V239H154ZM154 241H152L151 243H153ZM179 241H180V240H179ZM183 241H184V240H183ZM185 241H186V240H185ZM214 241H215V238H214L213 242H214ZM217 241H216V243H219V242H217ZM0 242H1V243H0V245H1V244H2V241H0ZM80 242H81V241H80ZM110 242H111V241H110ZM118 242H119V241H118ZM167 242H168V241H167ZM200 242H201V241H200ZM232 242H233V241H232ZM248 242H249V241H248ZM250 242H251V241H250ZM85 243H86V242H85ZM105 243H106V241H105ZM112 243H113V242H112ZM126 243H127V242H126ZM154 243H156V242H154ZM162 243H163V242H162ZM177 243H178V242H177ZM181 243H182V242H181ZM189 243H190V242H189ZM201 243H202V242H201ZM206 243H207V241H206ZM211 243H212V242H211ZM211 243H210V244H211ZM216 243H215V244H216ZM228 243H229V242H228ZM253 243H254V242H253ZM253 243H252V244H253ZM58 244H59V243H58ZM122 244H123V243H122ZM130 244H131V243H130ZM174 244H175V243H174ZM174 244H173V245H174ZM183 244H184V243H183ZM224 244H225V243H224ZM244 244H245V243H244ZM244 244H243V246H245ZM250 244H251V243H250ZM79 245H80V244H79ZM90 245H91V244H90ZM104 245H105V244H104ZM106 245H107V244H106ZM106 245H105V246H106ZM108 245H109V244H108ZM112 245H113V244H112ZM120 245H121V244H120ZM132 245H133V244H132ZM136 245H137V244H136ZM150 245H151V244H150ZM150 245H149V246H150ZM155 245H156V244H153V245L151 246V248L153 249L152 252H154V250H156V248H157ZM161 245H162V244H161ZM165 245H166V243L164 244V246H165ZM188 245H189V244H188ZM240 245H241V244H240ZM262 245H263V243H262ZM1 246L4 247L3 245H1ZM23 246H24V245H23ZM75 246H76V245H75ZM126 246H127V245H126ZM157 246H158V244H157ZM168 246H169V244H168ZM175 246H176V245H175ZM181 246H182V245H181ZM216 246H217V245H216ZM218 246H219V245H218ZM225 246H226V245H225ZM230 246H231V245H230ZM236 246H237V245H236ZM63 247H64V246H63ZM88 247H89V246H88ZM117 247H118V246H117ZM127 247H128V246H127ZM159 247H160V246H159ZM187 247H188V246H187ZM192 247H193V246H192ZM207 247H208V246H207ZM212 247H213V246H212ZM220 247H221V246H220ZM252 247H253V246H252ZM263 247H264V246H263ZM78 248H79V246H78ZM94 248H95V247H94ZM123 248H124V247H123ZM149 248H150V247H149ZM161 248H162V247H161ZM166 248H167V247H166ZM214 248H215V247H214ZM218 248H219V247H218ZM239 248H240V247H239ZM107 249H108V248H107ZM139 249H140V248H139ZM172 249H173V248H172ZM201 249H202V248H201ZM209 249H210V248H209ZM226 249H227V248H226ZM233 249H234V248H233ZM243 249H244V247H243ZM243 249H242V250H243ZM86 250H87V249H86ZM112 250H115V249L112 247ZM126 250H128V248H127ZM126 250H125V251H126ZM132 250H133V249H132ZM132 250H131V251H132ZM143 250H144V249H143ZM159 250H160V249H159ZM165 250H166V249H165ZM169 250H170V249H169ZM173 250H174V249H173ZM194 250H195V249H194ZM221 250H222V249H221ZM58 251H59V250H58ZM63 251H64V250H63ZM135 251H136V248H135ZM137 251H138V249H137ZM156 251H157V250H156ZM179 251H180V250H179ZM215 251H216V250H215ZM229 251H230V249H229ZM254 251H255V250H254ZM176 252H177V251H176ZM63 253H64V252H63ZM118 253H119V252H118ZM125 253H126V252H125ZM133 253H134V252H133ZM154 253H156V252H154ZM168 253H169V252H168ZM186 253H187V252H186ZM225 253H226V252H225ZM235 253H236V252H235ZM258 253H259V252H258ZM54 254H55V253H54ZM57 254H58V253H57ZM64 254H65V253H64ZM127 254H128V253H127ZM129 254H130V253H129ZM143 254H144V253H143ZM152 254H153V253H152ZM170 254H171V253H170ZM218 254H219V252H218ZM228 254H229V253H228ZM251 254H252V253H251ZM92 255H93V254H92ZM104 255H105V254H104ZM117 255H119V254H117ZM122 255H123V254H122ZM138 255H139V254H138ZM176 255H177V254H176ZM203 255H204V254H203ZM219 255H220V254H219ZM219 255H218V257H219ZM225 255H226V254H225ZM235 255H236V254H235ZM21 256H22V255H21ZM115 256H116V255H115ZM126 256H127V255H126ZM136 256H137V255H136ZM157 256H158V255H157ZM222 256L225 257L224 254H223ZM237 256H238V255H237ZM92 257H93V256H92ZM95 257H96V256H95ZM95 257H94V258H95ZM131 257H132V256H131ZM134 257H135V256H134ZM159 257H160V256H159ZM159 257H158V258H159ZM162 257H163V256H162ZM193 257H194V256H193ZM227 257H228V255H227ZM233 257H234V256H233ZM233 257H232V259H233ZM22 258L24 259V257H22ZM32 258H33V257H32ZM57 258H58V257H57ZM62 258H63V257H62ZM80 258H81V257H80ZM86 258H87V257H86ZM103 258H104V257H103ZM119 258H120V257H119ZM126 258H127V257H126ZM126 258L124 257V259H126ZM158 258H157V259H158ZM221 258H222V257H221ZM238 258H239V257H238ZM53 259H54V258H53ZM81 259H82V258H81ZM101 259H102V258H101ZM105 259H106V258H105ZM134 259H135V258H134ZM222 259H223V258H222ZM236 259H237V257H236ZM25 260H26V259H25ZM28 260H29V259H28ZM60 260H61V259H60ZM63 260H64V259H63ZM91 260H92V259H91ZM96 260H97V259H96ZM121 260H122V259H121ZM135 260H136V259H135ZM140 260H141V259H140ZM237 260H238V259H237ZM247 260H248V259H247ZM40 261H41V260H40ZM61 261H62V260H61ZM69 261H70V260H69ZM86 261H87V260H86ZM104 261H105V260H104ZM222 261H224V260H222ZM226 261H227V260H226ZM232 261H233V260H232ZM238 261H239V260H238ZM243 261H244V260H243ZM261 261H262V260H261ZM43 262H44V261H43ZM59 262H60V261H59ZM75 262H76V261H75ZM88 262H89V261H88ZM96 262H97V261H96ZM96 262H95V263H96ZM106 262H107V261H106ZM181 262H182V261H181ZM234 262H235V261H234ZM251 262H252V261H251ZM27 263H28V262H27ZM44 263H45V262H44ZM44 263H43V264H44ZM63 263H64V261H63ZM70 263H71V262H70ZM72 263H73V261H72ZM107 263H108V262H107ZM131 263H132V262H131ZM212 263H213V261H212ZM214 263H215V262H214ZM237 263H238V262H237ZM245 263H246V262H245ZM254 263H255V262H254ZM256 263H257V262H256ZM58 264H59V263H58ZM99 264H100V263H99ZM128 264H129V263H128ZM163 264H164V263H163ZM231 264H232V263H231ZM242 264H244V263H242Z\"/></svg>", "mask_w": 264, "mask_h": 264}]
</instances>
